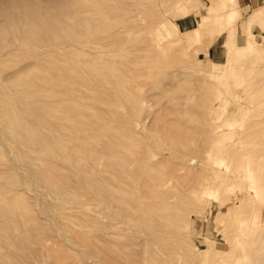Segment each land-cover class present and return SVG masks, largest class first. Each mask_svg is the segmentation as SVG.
Returning <instances> with one entry per match:
<instances>
[{
	"label": "rangeland",
	"instance_id": "rangeland-1",
	"mask_svg": "<svg viewBox=\"0 0 264 264\" xmlns=\"http://www.w3.org/2000/svg\"><path fill=\"white\" fill-rule=\"evenodd\" d=\"M2 1H6V2H4L6 4L1 5ZM7 1L9 2L8 4H7ZM17 1H19V2H16V0H15V4L17 5V3H19L18 6H19L20 10L18 9V6L13 4L14 3L13 0H12V2H11V0H0V11H1V8H3L5 5H8V6H6V8L10 7L12 5L11 9L8 8L6 11L5 10L6 8L4 7L5 9L4 8L3 9L5 10V12L3 11V9L0 12V14L3 12V15L2 16L0 15V23L2 22L1 26H0V35L2 34L0 36V51L2 52V54H0V56H1L0 58L2 59V63L0 62V64L3 65V66L0 65V91L1 92L4 91L3 93L6 94V96L4 98L5 101L9 100L10 105L13 107H16V109H15L16 111H14V117H13L14 119H16V120H14V123L16 124V122H17L19 124V122H21L20 124H22V126H27V127L26 128L24 127L26 129V131L24 130L25 134L22 132L19 135V133L16 132L17 129H11L9 127V125L7 124L8 121L6 120V118L4 119V116L0 113V128L3 127L2 129H0V161H3V162H0V194H1L0 195V209H1L0 210V217L3 216V217H1V220H0V222L2 224V227L0 224V232H1L0 234H2V235L4 234V236H5V237L2 236L3 239L0 236V260H1L0 263L1 264H6V263H8V264L9 263H11V264H41V262H42V264H46L43 254H44V252H46L48 250L45 251V249H50V251H51L53 249L51 247H55L56 249L61 248L62 250L68 252L72 256H77L76 253H78L77 257H79V255L81 257L80 260L77 258L78 261L80 263L85 262L84 264H86L87 262H88V264H92V263L93 264H105L107 261H109V264L110 263L111 264H116V263L117 264H123V263L128 264L130 262V260L132 262L130 264H174V263L175 264H261L263 262V256H264V251H263L264 250V192L262 195L263 199H262V201H260V203H258V202L254 203L253 200L251 202V200L248 199V196L246 195L245 191H242L240 189V192H239V189L236 187L237 186L236 182L240 183L239 180H237L236 176H238L239 172L242 171V169H245L246 167L251 168V165H252V169H254L255 171H258V172H254L255 176L256 177L261 176V182H260V178H256L254 176V174H251L250 179H244L243 183L248 184V185L256 184V186H258L259 188L261 186L264 188V144H262V143H264V137H263L264 136V132H263L264 131V116H263L264 115V58H263V56H264V40H263V37H264V0H236V2H238L237 6H234L233 2L228 1V0H188V1L187 0H88V2H87V0H78V1H76V0H22V2L24 1L23 4L27 3V1L28 2L30 1L31 5H33L32 4V1H33L34 6H35V10L33 9L34 7H32L29 3H27V4L31 6L32 10L27 4L23 5L20 0H17ZM80 1H81V3H80ZM35 3H36V5H38L40 7L38 8V6H36ZM222 3L226 4V6H228V8H226L227 10L235 9V11H234L235 16H237L236 20L230 26L231 27L233 26L232 29H234L232 53L234 56H236V59H238L237 61L239 64L236 62V59H234V61H231V65L228 67L225 66V64L228 60V58H227L228 55H227V48L224 46V43L227 39V33H223V35L219 34V31L221 30V28L226 23L225 18L221 17L225 13V8H223L224 6ZM20 4H21V6H20ZM51 4H52V7H51ZM75 4H77V6ZM81 4L84 5L85 7L82 6ZM13 5L15 8L16 7L17 8L14 9ZM106 5H107V7H106ZM109 5L111 6L112 13L110 11V8H108V7H110ZM112 5H114L115 7ZM24 6H25V8H24ZM26 6H27V8H26ZM68 6L70 7L69 9L67 8ZM76 7H79V8L76 9ZM23 8L25 11L23 10ZM42 8H44V10H46V11H43ZM62 8H63V10H61ZM106 8L109 10L107 11ZM161 8L163 10H161ZM209 8L214 9V11H215L214 16H216L218 18L217 19L213 18V19L208 21V28H207L206 34L202 37V39L200 41L198 40L196 42H188V39H187L188 35L186 34V31L196 28L198 26L199 20L203 16L207 15ZM64 9H66V11ZM79 9H81L84 12H81V10L79 11ZM10 10H13V11L16 10V11H14V12L11 11L12 12L11 13ZM30 10L32 11V13ZM37 10H38V12H37ZM94 10H96L97 13H95L96 11L94 12ZM187 10H190L188 15H186ZM22 11H24V12H22ZM39 11L44 12L43 15L41 14L42 17L44 16L43 18L40 17ZM62 11L65 13H63ZM77 11H79V12H77ZM105 11H106V13H105ZM162 11H164V12H162ZM26 12L27 13L29 12L30 15L25 14ZM61 12L64 15L60 14ZM74 12H75V14H74ZM17 13H18V18H14V19L18 20V28H17L16 21H15V23L12 22L13 21L12 14H15L14 16L17 17ZM66 13L69 15H67ZM90 13L92 16H93V14L95 16L91 17ZM136 13H139L140 15L136 14ZM36 14H38V15H36ZM48 14H49V16H48ZM56 14H58V15H56ZM81 14H83V16ZM121 14H124V15H121ZM127 14L130 17L126 16ZM133 14H134V16H133ZM4 15H5V17H4ZM31 15H33L32 18H30ZM34 15H36V17H38V18L40 17V19L42 18L41 19L42 21H40L38 18L36 19V17L34 18ZM110 15H112V16L115 15L116 17L118 16L117 17L118 20L115 17H110ZM20 16H21L22 21H21V19H19ZM59 16H60V18H59ZM67 16H69V18ZM87 16L89 17V19ZM107 16H108V18H107ZM3 17H4V19H3ZM7 17L10 18L11 20L8 19ZM86 17H87V19H86ZM90 17H91V19H90ZM120 17H122V18L119 19ZM74 18H75V20H73ZM98 18L101 21H99ZM154 18H157V19H154ZM250 18L253 19L252 20V27H250L248 32H247L245 30V25L250 22ZM7 19H8V21H7ZM80 19H81V21H80ZM103 19H105V20H103ZM122 19L124 22L121 21ZM3 20H6L8 23L6 22L7 23L6 24L5 21H3ZM33 20H36V21L33 22ZM95 20H96V23H95ZM107 20H108V22H106ZM46 21H48V23ZM104 21L106 23H104ZM118 21H120V22H118ZM31 22H32V25H34V27H32ZM55 22L58 25H56ZM60 22H62V23H60ZM65 22H66V24H65ZM148 22H151V23H148ZM84 23H85V26H84ZM102 23H104V25H106L108 23L107 24V27H108L107 30H109L112 26L115 27L117 25H120V23L121 24L125 23V24H127V27H128L127 29H129L131 31L127 32L126 34H123V33L121 35L118 34L119 36L117 35V36L111 38V37L107 36L106 33L102 31V29H100V27L104 26V25H102ZM153 23L154 24L156 23L155 27H153V25H152ZM2 24H5V25H2ZM40 24H42V25H40ZM43 24H45V25H43ZM61 24L62 25L64 24L65 27H64V25L62 26ZM59 25H61V26H59ZM68 25L70 26L71 29L75 25H77L78 29H80V30H78L76 26L73 29L74 30L77 29L78 32H82V33L84 32L83 33L84 35L80 34V33L78 35V33H76L77 30H75V31L72 30L73 32L70 30L71 32L69 33V30L67 29V28H69ZM72 25H73V27H72ZM97 25L100 27L98 28ZM137 25L138 26L141 25V27L138 28ZM52 26L54 28H52ZM130 26L131 27L133 26L132 29L130 28ZM136 26L138 28L137 30H136ZM144 26H145V29L143 28ZM93 27H95V28H93ZM81 28L83 30H86V32L83 31ZM2 29H3V31H2ZM36 29H38V30H36ZM53 29H55V30H53ZM164 29H165V31H164ZM10 31L12 33H10ZM63 31L64 32L66 31V32L64 33ZM208 32H210L209 35H208ZM17 33L19 35H17ZM39 33L41 34L40 35L41 39L39 38ZM88 33H90L91 35ZM95 33L97 34L96 36H95ZM98 33H102V34H100V37L98 36L99 35ZM10 34H12V35L15 34L17 36H15V35L11 36ZM113 35H116V32H114ZM128 35H129V37H128ZM246 35H249L250 38L248 36L246 37ZM8 36H9V38H8ZM46 36L47 37L49 36V37L47 38ZM103 36L104 37L106 36L108 38L105 37L106 38L105 39ZM123 36H125L124 39H123ZM143 36L146 38H144ZM148 36H150L151 39L148 38ZM214 36H216V37H214ZM87 37H90V38H87ZM91 37H93V38H91ZM3 38H4V40H3ZM66 38H68L69 41ZM100 38H102L103 41H106L105 42L106 45L104 42H100V43L99 42L98 43L92 42V41H95L96 39L98 40ZM117 38H119V40ZM142 38H144L145 41ZM248 38L253 40L257 44L260 43V45H259L260 47H257L259 49L257 52L258 56H256L257 54L255 55L253 53L250 54L248 52L244 53L243 51H239V50L244 49L243 47H245ZM7 39L10 40L9 42H11V45ZM17 39L20 40L22 44L20 43V41L18 42ZM44 39H47V40L44 41ZM55 39H57L58 41ZM89 39H91V40H89ZM108 39H109V41H108ZM125 39H126V41H125ZM185 39H187V40H185ZM54 40H55V42H54ZM141 40H143V43ZM42 41H44V42H42ZM1 42H2V44H4L6 42V44H4L2 46ZM13 42H15V43H13ZM30 43H32V44L29 45ZM40 43H42V44H40ZM14 44H16V47ZM261 44H263V45H261ZM165 45H166V47H165ZM3 47H5V49ZM138 47H141L143 49L145 48V53L141 52V54H140L139 50H141V48L139 49ZM235 47H238V49ZM8 48H10V50H8ZM16 48H18V49L16 50ZM130 48L133 51L134 50H136V51L132 53V51H130L131 50ZM149 48L152 49L151 50L152 52H150ZM154 48H156V49L154 50ZM3 49L5 50V52ZM11 49H13L14 51H11ZM27 50H30V51H27ZM168 50L170 53L168 52ZM197 50L199 52L196 53ZM235 50H237V51H235ZM23 51H25V52H23ZM95 51H97V53ZM200 51H201V53H200ZM7 52H9V53L7 54ZM10 52L12 54L14 52V54H16L18 56V59H16L17 56L15 57ZM33 52L35 54H33ZM49 52H50V54H48ZM92 52H93V54H92ZM148 52L151 53V56ZM167 52L169 55L167 54ZM237 52L238 53L240 52L239 57H238ZM19 53H21V54H19ZM99 53H102V54H99ZM123 53H125V54H123ZM254 53H256V52H254ZM9 55H10V57H9ZM19 55H21V57ZM45 55H47V56H45ZM50 55H53L59 61V63H57L58 64V72L60 69H61V72H59L60 74L59 73L58 74L60 76H63V78L65 77V80H67L65 83V82H63L64 80L60 76L58 78L59 80H57V81H55V79L53 78L50 81H48L50 84H48V83L46 84L48 87L45 85V88H44V89L47 88L46 90H48V88H49V90L51 89V92L55 89L54 90L55 92L53 91V93L55 94V97H54V100L51 99L50 97H48L51 99V101H50V99L46 98V101L48 103H45L46 101H44L43 99L41 102H43V105L47 104L44 106H50L51 105L48 108L52 107L51 109H53V110H54V106H55V108L58 107L56 109L60 108V111L57 110L58 112L57 111H52V112L54 114L60 113V115H62L60 117L57 114H55L58 118L60 117V120L56 119L57 118L56 116H55L56 118L54 119L53 113H52L53 117H52V114L49 116L50 120L48 118H46V116H45V120L43 118L44 123H42V124L43 125L45 124V126H48V125L51 127L54 126V127H52L53 130H51L49 126L48 127L50 130L48 129V127H43V125H42L43 129H42V127L40 125H38V123L40 124L41 122H43L42 117L40 118L38 115H36V117H35V115H33V117L31 118L32 114L30 111H28L29 110L28 109V105H29L28 103L31 99L25 98L22 95V93L20 92V90L16 89V87H14V86L9 87V85H11L12 81L18 80V77L25 78V76L31 75V73L36 70V69H32L31 66L33 64H35L36 62H39L40 60L43 61L45 58H48ZM104 56H105V58H104ZM120 56L122 57V59ZM145 56H147V57L144 58ZM11 57H14V58H11ZM131 57H133L134 62H132ZM138 57L141 60H139ZM257 57H259V60ZM160 58H163V59H160ZM226 58H227V60H226ZM239 58L241 60H239ZM14 59H16V60H14ZM104 59H108V60H104ZM154 59H155L156 64L158 62L160 63V64L159 63L157 64L159 67L157 69H156L157 66L154 63ZM112 60H113V62H112ZM124 60H126L128 62L130 61V64ZM135 60L137 61V64H136ZM143 60H144V62H143ZM146 60H147V62L148 61L149 62L147 63ZM152 60H153V62H152L153 66L151 65ZM180 60H183L185 63L183 61L181 62ZM256 60H257V63L259 65L256 63H255L256 65L254 64V62H256ZM89 61L91 64L89 63ZM96 61L98 62V65L96 64L97 63ZM104 61L108 62V64H107L108 66L106 65L107 62L104 63ZM173 61H174V63H173ZM175 61L178 64H176ZM196 61H198V62L200 61L198 63L199 65L197 64ZM239 61H242V62H239ZM3 62L4 63L7 62V64H8V62H11L12 64L9 63L7 65L6 63L4 64ZM77 62H79V63H77ZM102 62L104 64H100ZM110 62L113 63V65H110ZM123 62L125 63V65ZM142 62H143V64H142ZM145 62L149 68L146 65H144ZM163 62L164 63L166 62L165 65H163L164 64ZM14 63H15V65L13 66ZM121 63H123V64H121ZM63 64L66 66L63 67ZM70 64H71V66H70ZM175 64H176V67L174 66ZM240 64H242V65H240ZM67 65L69 67H72V68L74 66V70H77V71H74L75 74H74V72L72 74H74L75 76H78L77 78L74 75H71V77L72 76L74 77L72 80L71 77L69 78L70 74L65 75V73H67V71L65 70L68 67ZM99 65L103 66L101 68L102 71L100 70ZM200 65H201V67H200ZM115 66H118V67L115 68ZM125 66H128V67H125ZM130 66H131V68H130ZM134 66H135V68L138 67L137 70L134 68H133L134 70L132 69V67H134ZM164 66H165V68L167 66L168 67L165 69ZM2 67L6 68V69H3ZM79 67L83 71L85 69L88 70V68H89V71L86 72V70H85L83 72L80 69V71H79L80 73H79L78 72ZM75 68H77V69H75ZM94 68H96V70ZM143 68H144V71H146V72H143V70H142ZM150 68H152V69L154 68L153 71L151 69L152 72L150 71ZM93 69H94V71H93ZM110 69H112V70H110ZM164 69H165V71H164ZM23 70H25V71H23ZM90 70H92V71H90ZM98 70L100 73H98ZM105 70L109 75H107V73L104 72ZM123 70H125V71L122 72ZM140 70L142 71L143 74L142 73L137 74V72H139ZM160 70H162V72H160ZM163 71H164V74H163ZM76 72H77V74H76ZM102 72H104L105 74ZM114 72H116V73H114ZM119 72L122 73V74L120 73L121 76L119 75ZM127 72H128V74H126ZM155 72H156V76H158L156 79H159L160 82H159V80L157 81L154 78V77H156ZM211 72H212V75H211ZM21 73H23V74H21ZM24 73L27 75H24ZM51 73H52V71L50 70V72H48L47 74L50 75ZM94 73H96L97 75L100 74L101 76L100 75H98V76L94 75ZM101 73L104 76H102ZM113 73L116 76H114ZM5 74H7V75L5 76ZM144 74H146V75H144ZM17 75H18V77H17ZM82 75H84V76H82ZM90 75H91V77H90ZM162 75H163V78H162ZM99 76L103 77L102 81H100L101 78ZM106 76H107V79H108V76L109 77L112 76V77L109 78L107 81V79L105 78ZM126 76H127V78H126ZM159 76H161V77H159ZM164 76H165V78H164ZM50 77H52V75H50ZM113 78H115V79H113ZM241 78H243V79H241ZM105 79H106V81H105ZM122 79H123V81H122ZM134 79L137 81L135 82ZM145 79L147 81L149 80V83ZM229 79H230V81H229ZM74 80H75V82H73ZM88 80H89V82H88ZM95 80L96 81L99 80L100 84L98 82L96 83ZM115 80H116V82H115ZM118 80H120V81H118ZM204 80H205V82H204ZM240 80L242 83L240 82ZM54 81H55V83H53ZM59 81H62L63 83L61 82L62 83L61 84ZM68 81H70V82H68ZM84 81H85V86H83ZM109 81H111V84L115 83L116 85H119V92H118V86H116V85H114V87L117 90L115 92H114L115 88L112 90L113 84L112 85L109 84L110 83ZM140 81L144 82V84H142V86L140 85L142 83ZM167 81H168V83H167ZM71 82H73V83H71ZM80 82L82 85H80ZM119 82H120V84H119ZM123 82H124V84L127 83L128 88H126L127 87L126 84L124 86ZM138 83H139V85H136ZM145 83H148V84H145ZM173 83H175V84H173ZM207 83H208V85H207ZM237 83H239V84H237ZM107 84H108V86H107ZM65 85H66V87H65ZM103 85H105V86H103ZM145 85H146V87H145ZM154 85L156 88L154 87ZM171 85H174V86L176 85V86L175 87L173 86L174 87V89H173V87ZM49 86H51V87H49ZM60 86H61V88H60ZM63 86L65 87V89L67 88L65 90V92H63V90H60V89H64V88H62ZM68 86H69V88H68ZM78 86H80V87H78ZM81 86H83V87H81ZM129 86H131V87H129ZM137 86L140 89H138ZM233 86H234V88H233ZM235 86H237L239 88H237V87L235 88ZM110 87H112V88H110ZM147 87H149V88H147ZM159 87H161V89L163 91L161 89H159ZM177 87H178V89H176ZM56 88H58V89L60 88L59 91ZM106 88H108V89L110 88L109 90H111V91H109V90L107 91ZM135 88H137L136 91H135ZM142 88H144L142 91L144 93L141 94L139 92L142 90ZM128 89H130L131 91ZM133 89H134V92H133ZM153 89H154V91H153ZM168 89H170L169 90L170 92H168ZM150 90H152L153 92L151 93ZM159 90L161 92H159ZM71 91L73 92V95H72V93H70ZM57 92H58V96L56 97ZM120 92L125 97L120 95L121 94ZM130 92H132V93H130ZM162 92H163V94H162ZM116 93H118L119 95ZM133 93H134V96H133ZM135 94H136V96H135ZM138 94H141L143 99H140L141 96ZM150 94H152V95L154 94V95L152 96ZM165 94L166 95L168 94V95L166 97H164ZM107 95H108V97H107ZM158 95L160 97H157ZM117 96L119 97V99L122 96V98H121L122 100H124V98H125V100L128 99L129 102L125 101V100L122 102V100L121 99L119 100ZM67 97H68V99H66ZM70 97H72V98H70ZM115 97H117V98H115ZM237 97L243 98L244 101L246 102L245 104L247 106L245 105L243 107L242 106L239 107L240 105H238L237 101H236ZM63 98H65V99H63ZM106 98L107 99L109 98V99L106 100ZM135 98H137V100L138 99L139 100L137 101ZM148 98H149V100H148ZM157 98H158V101H157ZM160 98H162V99H160ZM69 99L71 100V102H69L70 101ZM170 99H172V100L170 101ZM113 100H115V101L113 102ZM131 100L133 101V103ZM140 100L142 101V103ZM162 100H164V101H162ZM166 100H169V102L168 101L166 102ZM31 101H30V103L33 104L34 101L33 100H31ZM64 101H66V102H64ZM134 101H137V102H134ZM12 102H13V105H12ZM39 102L40 101L38 100L37 103L40 105L41 102L40 103ZM119 102L120 103L122 102L121 103V105H123L122 107H121ZM1 103H3L2 100H0V104ZM58 103H59L60 107H59ZM123 103H125V104H123ZM259 103H261V104H259ZM4 104H1L0 106L2 107ZM126 104H127V107H126ZM82 105H84V106H82ZM74 107H75V109L73 110ZM118 107H120V108H118ZM67 108H68L69 112H66ZM23 109H24V111H23ZM80 109H81V112H78ZM119 109H121L123 111L121 112ZM87 110H89V111H87ZM128 110L130 111V113ZM74 111H75V113H73ZM0 112H1V110H0ZM65 112H66L67 118L65 117V115L63 116V114ZM76 112H78V114ZM88 112L90 114H88ZM71 113H73V114L71 115ZM81 113H83L84 119H83V115ZM24 114H27V116ZM85 114H87V115H85ZM256 114H257V117H255ZM24 116H26V118L29 117L30 119L28 118L26 120V118ZM70 116H71V118H70ZM216 116H218V117H216ZM50 117L53 118L54 122L51 120L52 118H50ZM63 117H64V120H63ZM37 118H38V121H37ZM31 119L32 120L34 119V120L31 121ZM46 119L49 120L50 122L52 121L51 123L57 124V127L54 124H52V125L49 123L47 124ZM81 119L84 121L88 120L87 121L88 124L86 123V121L84 123V121H82ZM102 119H104L105 121L104 120L102 121ZM29 120H30V123H28ZM39 120L41 122H39ZM66 120H68V121H66ZM12 121H13V119H12ZM80 121H81V123H80ZM91 121H92V123H91ZM3 122L6 125H3L2 124ZM33 122H35V123H33ZM95 122L96 123L99 122V123L96 124ZM233 122L237 125L234 124L235 126H233V129L230 131L224 129L226 132L229 131L230 134L228 135L229 136L228 139L225 140V145H223L221 148H219L214 143V140L217 137H219L222 133H217V130H215V128L217 126H221V125L226 124V123L227 124L228 123L233 124ZM78 123H79V125H78ZM90 123H91V125H89ZM30 125H31V127H30ZM32 125L34 128L32 127ZM58 125H61V127L63 126L62 129ZM65 125H66V127L70 126V127L75 128L76 131H78L77 128H79L81 126L79 128V131L84 128L83 129L84 132H83V130H81L82 133H80L78 131V133L81 135L82 134L85 135L86 133H89L91 131L90 128L92 127V130H93L92 132H95V133L99 132L100 135L95 134V136H96L95 138L97 140L96 139L92 140L94 138L93 133H90V138L88 136L89 134L88 135L86 134L88 139H87V137L85 138L84 135H83L84 138H82L83 136L79 135L76 131H73V133H71L68 130L69 134H67L66 133L67 130L65 129L66 127H64ZM96 125L99 126L100 130L98 129V126H96ZM5 126H7V127H5ZM94 126H95V128H94ZM241 126H243V127H241ZM36 127H37V130L35 129ZM55 127L58 128V130L55 129ZM129 127H131L130 129L133 130V132L134 131H136V132L133 133L129 129ZM8 128H9V131H8ZM31 128H33L32 131L36 133V134H34V137L36 136V138H39V139H41L42 136L44 137L43 138L44 140L42 139L43 140L42 143H44V145L40 146L39 142H35V143L32 142L29 146L25 145L26 134L31 131ZM38 128H39V130H38ZM45 128H46V130H45ZM63 128L65 131L63 130ZM102 128H103L105 133L101 134V132H103ZM164 128H165V131H164ZM88 129H90V131H87ZM107 129H109V130H107ZM94 130H96V131H94ZM247 130L249 131L248 134H247V132H248ZM260 130H261V132H260ZM85 131H87V132H85ZM251 131H252L253 135L250 134ZM74 132H75V134L79 135L78 138L76 137ZM124 132L128 133V134H124ZM226 132H224V133H226ZM244 132H245V137L243 136ZM262 132H263V134H262ZM109 133L112 135H110ZM131 133L133 134V136H131L132 135ZM259 133L261 134V136ZM44 134H46V135L44 136ZM105 134H109V135H106V137L108 136L107 138L105 136H103ZM117 134L119 135V137ZM122 134H124V135H122ZM136 134H138V135H136ZM139 134H142L141 138L138 137ZM47 135H50L53 138L52 139L49 136V138H51L49 141L52 140L51 142H53V140H54V143H55V139H57L56 140L57 146L54 147V143H52L53 146H50L51 143L47 140V139H49L47 137ZM254 135H256V136L254 137ZM8 136L10 139L8 138ZM21 136H22V139H21ZM53 136H55V138ZM70 136H72V137H70ZM45 137L47 139H45ZM74 137L77 139H75ZM99 137H100V139H99ZM130 137H132V139ZM133 137H135V138L133 139ZM101 138L103 139L104 144H102ZM118 138H120V140ZM139 138H140V140H138ZM249 138H251V140ZM176 139H178V140H176ZM230 139H231V141H230ZM79 140H81V141H79ZM131 140H132V142H131ZM249 140H250V142H249ZM255 140H256V143H255ZM21 141H23V142H21ZM87 141H88V144H87ZM107 141H109L110 144ZM121 141H124L123 144ZM234 141H235V143H234ZM11 142H13V143H11ZM135 142L137 145H139V147L136 145H132V143L135 144ZM36 143H38V144H36ZM42 143H40V144H42ZM98 143H100L101 145ZM64 144H66V146ZM105 144H107V146ZM128 144H130V145H128ZM9 145H12V147ZM81 145H82V147H81ZM96 146L99 147L100 149L99 148L97 149ZM104 146H106V149H108V150H105ZM111 146H113V147H111ZM126 146H128L130 149L127 148ZM133 146H136V147H133ZM49 147H50V149L56 148V147H60V148L53 150V151H57V152H49L48 150H46ZM70 147H72V148L70 149ZM91 147L92 148L94 147L93 148L94 150ZM37 148H39V149H37ZM80 148H82V150ZM83 148H85V149L83 150ZM103 148H104V150H103ZM138 148H140V149H138ZM91 149L93 151H91ZM119 149H121V150H119ZM135 149H136V152H138V153L135 152ZM182 149H184V150L182 151ZM35 150H37V151H35ZM59 150H60V154L62 157L59 154ZM30 151H31V153H30ZM33 151H34V153H33ZM38 151H40L41 154ZM89 152H91V153L93 152V153L91 154ZM98 152H99V154H98ZM116 152H117V154L115 156ZM208 152H210V153L208 154ZM77 153L82 158L78 157L76 155ZM100 153H103V155L101 156ZM105 153H108V154H105ZM186 153H187V155H186ZM35 154H36V156H35ZM38 154H40L42 156H40V155L38 156ZM66 154L69 156V158H68V156L66 158V156H65ZM97 154H98V156L99 155L100 156L97 157ZM118 154H120V155H118ZM127 154H129L130 156H128ZM72 155L74 157H72ZM87 155H88V157H85ZM104 155H107V156L105 157ZM111 155L113 158L111 157ZM49 156H50V158H49ZM90 156H91V158L96 157L97 162H95L96 158L94 159V162L91 158L89 159ZM131 156L133 158H130ZM135 156H137L138 158ZM207 156H209V157H207ZM230 156H232L233 159ZM109 157H111V159ZM116 157H120L121 160L120 159L118 160V158H116ZM217 157H222L225 160V162L224 163L221 162V164L226 169V173L220 174V175L218 174L216 176V173L213 170L214 169L213 168L214 167L213 166V159H215ZM77 158H79V159H77ZM83 158H85V159H83ZM242 158H244L245 160L244 159L242 160ZM246 158H248L250 160H247ZM35 159L36 160L38 159L37 161H39L41 159L40 163H43V164L42 165L39 164V162H37ZM51 159H52V161L50 162L49 160H51ZM58 159H59V161H60V159H62L60 164H57V163H59V161H57ZM132 159H133V161H132ZM134 159H137L136 160L138 162V163L136 162L137 164L135 163ZM206 159H207V163H204V162H206ZM7 160H8V162H7ZM75 160L76 161L78 160V161L76 162ZM116 160H118V161H116ZM84 161L86 163H82ZM112 161H114V162L112 163ZM48 162H50V163H48ZM55 162H56V164H55ZM91 162H93L94 164H91ZM104 162H106V163H104ZM109 162L111 164H113L114 167H113V165H112V167L109 166L110 165ZM125 162H126V164H125ZM228 162H231L233 165L231 163L228 164ZM244 162H245V164H244ZM249 162L251 163V165ZM44 163H45V165H44ZM47 163L48 164L52 163L51 164L52 167H51V165H48ZM72 163L73 164L75 163V164L73 165ZM96 163H97V165H96ZM201 163H203L202 166H201ZM208 163H209V165H208ZM88 164H89V168H88ZM90 164H91L92 168H91ZM116 164L119 166H115ZM138 164L142 165V167H140L141 170H140ZM86 165H87V167H86ZM205 165H207V166H205ZM41 166L43 168H41ZM54 166H55V168H53ZM105 166L107 167V169L104 168ZM239 166H241V167H239ZM48 167L52 171V173L50 172L49 176L47 175V173L45 171L46 168H48ZM75 167H76V169H75ZM82 167H84V168H82ZM233 167H234V169H233ZM101 168H103V172L101 171L102 170ZM112 168L115 169L117 172H118V168H119L117 178H115L113 176L117 172L114 173L115 170L113 171ZM61 169H62V171L64 170V173L62 172L59 174V171L61 172ZM96 169H97V171H96ZM136 169L137 170L139 169L140 171L139 170L137 171ZM235 169H237L239 172ZM54 170H56V171H54ZM65 170H66L67 176L69 175L70 178H69V176L68 177L66 176ZM69 170H71V171H69ZM72 170H74V171H72ZM105 170H107V171H105ZM134 170L139 172V173L135 172ZM53 171L56 172V175L53 174ZM92 171H93V173H91V174H93V176H89V175H91L89 173ZM109 171L111 174H109ZM112 171H113V173H112ZM122 171H123V173H121ZM43 172L48 176V178ZM72 172H75V173H72ZM94 172H97V173L99 172V173L96 174ZM105 172L107 175L105 174ZM200 172L202 174L201 180H200V174H199ZM234 172L235 173L237 172L238 174L236 173L237 174L236 175ZM69 173L74 174V176L72 175L73 176L72 177ZM86 173H88V174H86ZM120 173H121V175H119ZM140 173L141 174L143 173L142 178H141ZM61 174L64 175L65 177L63 176L64 177L63 178L61 176ZM103 174H105V175H103ZM122 174H123V176H122ZM126 174H128V175H126ZM138 174H140V175L138 176ZM57 175H59L63 179H60ZM83 175H85V178ZM99 175L103 176V177H100ZM198 175H199V177H198ZM50 176L51 177L53 176V177L51 178ZM78 176H79V178H78ZM80 176H82V177H80ZM93 177H97V178L94 179ZM106 177H109V179L110 178H112V179L109 181L108 178L106 179ZM203 177L206 179L202 180V179H204ZM80 178L83 179V180L81 179L82 180L81 185L79 182ZM126 178H127V180L124 182L123 180ZM84 179H86V180H84ZM92 179H94L93 180L94 182L92 181ZM116 179L118 181L120 180L119 184H118V182L116 183V181H117ZM255 179L257 180V183H256ZM67 180H69L71 183L70 182L67 183ZM127 182H128V184H127ZM98 183H99V185H98ZM160 183L162 186L160 185ZM14 184H16V185H14ZM104 184H105V186H103ZM112 184H113V186H112ZM82 185L85 187V189ZM127 185H129V186L127 187ZM122 186H123V188H122ZM124 186H126V187H124ZM115 187H116V189L113 190ZM90 188H92L93 191H91ZM127 188H131V189H127ZM86 189H87V191H85ZM108 189L110 190V192ZM118 189H120V190H118ZM150 189H152V190H150ZM15 190H16V192H15ZM89 190H90V192H89ZM127 190H130V192ZM114 191H116V193ZM118 191H119V193H118ZM141 191H144V192H141ZM223 191H225V192L223 193ZM84 192H85V194H83ZM92 192H93L94 196H93ZM102 192H104V193H102ZM153 192H156V193L152 194ZM234 192H236V193H234ZM120 193H122V194L119 195ZM13 194H14V196H13ZM88 194H90V197L88 196ZM109 194H111V195H109ZM124 194L126 196H123ZM129 194L130 195L132 194V196H130ZM177 194H178V196H177ZM233 194H234V196H233ZM10 195H12V196H10ZM104 195H107V196H104ZM158 195H161V196H158ZM208 195H212V196L216 195L217 198L216 199H210L209 198L210 196H208ZM95 196H96V198H95ZM112 196H114L113 198H115L116 200L114 199V201H113V198H111ZM184 197L186 198V200ZM10 198H15V199H10ZM93 199L96 200L97 202L94 201ZM105 199H107V200L105 201ZM135 199H136V203L135 202H133V203L129 202L130 200L135 201ZM153 200H154V202H151ZM238 200L241 201L242 203L238 202ZM17 201H20V202L17 203ZM115 201L117 204L115 203ZM236 201L238 203H240V206H241L240 207L241 211L239 212V210H238L236 212V213L240 214V215L237 214L238 216L236 214H235L236 216L234 215V213H235L234 210H236V208H237V207H235ZM172 202H173L174 206H173ZM248 202H249V204H248ZM114 203H115V206H114ZM122 203H124V204H122ZM159 203H161V205ZM243 203H245V204H243ZM250 203H252L251 206H250ZM20 204L24 205L29 210V212L25 215V218H24L25 213H23V212H22L23 214L21 217V214H20L21 211L19 209ZM117 205H118V207H117ZM170 205H172V206H170ZM252 205H254V206H252ZM155 206H157V207H155ZM7 207H9L10 211L8 210ZM127 207L128 208L131 207L129 209L132 212H130V210ZM168 207H170V208H168ZM207 207H210V208H207ZM119 208H120V210H119ZM157 208H158V210L159 209L165 210V212H167L168 215L170 214L172 217L173 216H175V217L172 218L169 215L171 217V220H173L170 222V224H171L170 228L167 230L164 229L165 231H163V229L159 227L160 229L158 231H155V233H153L154 237H156V240L154 242V246L152 247L150 245L148 247L146 245V243H144V242H145V240H149L148 238L146 239V236H148L151 232V230H150L151 223L148 221L147 218L144 217L145 216L144 213L148 212V211H155V210H157ZM7 210L9 211V213L11 215L8 214ZM17 210H19V211H17ZM256 210H257V212H254ZM173 211H174V213H173ZM231 211L233 212V214ZM251 211H253V213H255V215H253V220L256 218L254 220L255 225H257L259 223L258 226H256V229H253L254 227H252V226H250V228H249V225H248V224H250L249 223V219L251 218L250 216H252V215H250ZM5 212H7V213H5ZM126 212L129 214H127ZM117 213H118V216H117ZM241 213H243V214H241ZM19 214H20V216H19ZM28 214H29L30 218L32 219L31 223L33 221L32 224L31 223L27 224L28 221L30 222V219L27 216ZM177 214H178V216H177ZM6 215H8V217ZM60 216H62V217H60ZM155 216L157 217V215H155ZM225 216H227V218ZM229 216L231 217V219H229L230 218ZM4 217H5V219H4ZM19 217H21L22 219L20 218L17 220V218H19ZM26 217H28V219H27L28 221L25 224L24 222H25ZM186 218H188V219H186ZM64 219H67V220H64ZM19 220H21V221H19ZM68 220H69V222H68ZM4 221H6V222H4ZM7 221H8V224H6ZM16 221H18V222H16ZM119 221H120V223H119ZM135 222H136V224H135ZM9 223H12V225H9ZM16 223H18V225ZM228 223H230V224H228ZM235 223H237V225ZM134 224L136 226H134ZM79 225H81L83 228L79 227ZM138 225L140 228L138 227ZM230 225L233 227V229ZM9 226H11L12 228H10ZM16 226H18V227H16ZM69 226H71V227H69ZM73 226H76V227H73ZM84 226L86 227L85 230H87V231L84 230V228H85ZM65 227H67V229L69 227V229L67 230V229H65ZM3 228H4V230H3ZM91 228L93 229L92 231L90 230ZM11 229H12V232H8ZM75 229H76V231H75ZM79 229H81L83 232L81 230L80 231L82 233L80 231H78ZM1 230H3L5 233L7 232V234H9V236H10V234L11 235L13 234L12 237L11 236L9 237V239L11 238L10 242H8L9 241V239L7 238L8 236L6 237L7 234L3 233ZM63 230L67 231V233L65 232L63 234L62 233ZM69 230L70 231L72 230L71 235H69L70 233H68ZM133 230H134V232H133ZM94 231H99V232L95 233ZM253 231L255 232V234L253 233ZM85 232H88L86 234L87 235L86 237H87L88 241L91 242V244L94 243V241H97V242H95L96 245L102 244L100 246H101V248H104V250L100 249V257L102 254H105V255L102 256L100 261L96 262V261L91 260L90 257H88V255H86V253L83 251L84 247L80 245L81 244L80 240H79L80 238H79V236H77V234L85 235L84 234ZM75 233H76V235H75ZM114 233H115V235H114ZM108 234H110L111 236H109ZM164 234L168 236V239ZM45 235H48V238L45 237ZM237 235L239 236V238ZM74 236L77 239V244L74 242V241H76V240H74L75 239ZM93 236H96V237L94 239H92ZM44 237H45V239H43ZM65 237H66V239L67 238L68 239L66 240ZM102 237L104 238L103 239L104 241L106 239L105 242H103V240L101 239ZM206 237H208V239ZM236 237H237L238 241L236 240ZM240 237H241V239H240ZM5 238H7V239H5ZM53 238H54V243H51V242H53ZM69 238H71V239H69ZM113 238H115V239H113ZM47 239H49L50 241L52 240V241L50 242ZM56 239H57V241H56ZM58 239L60 241L62 240L64 242V244L66 243L67 245L66 244H65V246H64V244H62V246L57 245L58 242L60 243V241H58ZM108 239H110V240H108ZM2 240H4V241L7 240V241L1 242ZM100 240H102V241H100ZM113 240H116L114 242V246L112 245ZM235 240H236V242H235ZM42 241H45L46 244ZM67 241H68V243H67ZM109 241H111V242H109ZM150 241H152L151 238H150ZM55 242H57V243H55ZM42 243H44V244H42ZM49 243H51V244H49ZM106 243L108 245H106ZM121 243H123V245ZM55 244L57 245V247ZM44 245H46V247ZM49 245H52V246H49ZM98 245H97V247L100 248V246H98ZM41 246H44V247H41ZM47 246H49V248H47ZM70 246L73 247V249ZM107 246L109 249L107 248ZM63 247H64V249H63ZM76 248H78V249H76ZM114 250L117 253H115ZM180 250H181V252H180ZM85 251H86V249H85ZM107 251L112 252V253H109V255H108ZM118 251H119V253H118ZM37 253H38V255H35ZM40 255H41V257H40ZM111 255H113V257ZM72 256H71V258L66 259V261L68 263L71 260L77 261L76 257L75 258L73 257L75 259L74 260L72 258ZM156 256H157V258H156ZM107 257L110 260H108ZM115 257L117 258L116 261L113 260V258H115ZM43 258H44V260H43ZM33 259H34V261H33ZM41 260H43V261H41ZM118 260L119 261L121 260L120 261L121 263L118 262ZM3 261L4 262L7 261V262L2 263ZM113 261H114V263H113ZM69 264H71V263H69ZM77 264H79V263L77 262ZM106 264H108V262Z\"/></svg>",
	"mask_w": 264,
	"mask_h": 264
},
{
	"label": "bare ground",
	"instance_id": "bare-ground-1",
	"mask_svg": "<svg viewBox=\"0 0 264 264\" xmlns=\"http://www.w3.org/2000/svg\"><path fill=\"white\" fill-rule=\"evenodd\" d=\"M20 1L22 2V0H20ZM76 1H78V0H76ZM187 1H188V0H187ZM228 1H232L233 4H234V6H237V3H238V2H236V0H228ZM4 2H6V1H2V4H1V5L6 4V3H4ZM11 2H12V0H11ZM13 2H14L13 4L16 5V4H15V0H13ZM16 2H19V1L16 0ZM23 2H24V1H23ZM23 2H22V4H23ZM36 2H37V1H36ZM73 2H74V1H73ZM87 2H88V0H87ZM8 3H9V2L7 1V4H8ZM27 3H29V4L31 5V2H30V1H29V2L27 1ZM27 3H25V4H27ZM37 3H38V2H37ZM50 3H51V2H50ZM70 3H71V2H70ZM78 3H79V2H78ZM78 3H77V4H78ZM80 3H81V1H80ZM18 4H19V3H17L16 6H18ZM25 4H23V5H25ZM32 4H33V5H31V6L34 7L33 9L35 10V6H34V2H33V1H32ZM39 4H40V3H39ZM73 4H74V3H73ZM73 4H72V5H73ZM77 4H75V5L77 6ZM222 4H223V3H222ZM9 5H10V4H9ZM14 5H13V7H14ZM27 5H28V4H27ZM30 5H28V6L31 8ZM35 5H36V3H35ZM40 5H41V4H40ZM81 5H82V4H81ZM6 6H8V5H5L4 7L6 8ZM11 6H12V5H11ZM11 6H10V7H7L6 9H5L3 6H2V7L7 11L8 8H9V9L12 8ZM20 6H21V4H20ZM36 6H38V5H36ZM42 6H43V5H42ZM47 6H48V5H47ZM78 6H79V5H78ZM82 6H84V5H82ZM97 6H98V5H97ZM109 6H110V5H109ZM112 6H114V5H112ZM223 6H224L223 8H225V13H224L221 17H224V18H225L226 23H225V25L223 24L224 26H223V27L221 28V30L219 31V34L223 35V33H227V39H226V41H225V43H224V46L227 48V55H228V57H227L228 60H227V58H226V60H227L226 64H227V65L225 64V66L228 67V66L231 65V61H234V59H236V56H234L233 53H232V51H233V36H234V32H233V31H234V29H232L233 26L231 27L230 25L236 20L237 16H235V12H234L235 9L227 10L226 8H228V6H226V4H223ZM22 7H23V6H22ZM39 7H40V6H38V8H39ZM51 7H52V4H51ZM65 7H66V6H65ZM84 7H85V6H84ZM100 7H101V6H100ZM106 7H107V5H106ZM114 7H115V6H114ZM160 7H161V6H160ZM187 7H188V6H187ZM3 8H1V11H2ZM16 8H17V7H16ZM16 8L14 7V9H16ZM24 8H25V6H24ZM24 8H23V10H24ZM26 8H27V6H26ZM38 8H37V9H38ZM67 8L69 9L70 7L68 6ZM77 8H79V7H76V9H77ZM82 8H83V7H82ZM101 8H102V7H101ZM108 8H110V11H111V6L108 7ZM4 9H3V11L5 12ZM18 9H19V6H18ZM42 9H43V11H46V10H44V8H42ZM95 9H96V8H95ZM99 9H100V8H99ZM106 9H107V8H106ZM106 9H105V10H106ZM113 9H114V8H113ZM115 9H116V8H115ZM117 9H118V8H117ZM19 10H20V9H19ZM26 10H27V9H26ZM31 10H32V8H31ZM31 10H30V11H31ZM61 10H63V8H62ZM64 10L66 11V9H64ZM80 10H81V9H79V11H80ZM83 10H84V9H83ZM108 10H109V9H107V11H108ZM134 10H135V9H134ZM161 10H163V9L161 8ZM1 11H0V12H1ZM11 11L14 12V11H16V10H14V11H13V10H10V12H11ZM24 11H25V10H24ZM24 11H22V12H24ZM27 11H28V10H27ZM79 11H77V12H79ZM95 11H96V10H94V12H95ZM101 11H102V10H101ZM113 11H114V10H113ZM126 11H127V10H126ZM189 11H190V10H187V11H186V15H188ZM12 12H11V13H12ZM17 12H18V11H17ZM22 12H21V13H22ZM37 12H38V10H37ZM39 12H40V14H39L40 17H42L41 14L43 15L44 12H42V11H39ZM41 12H42V13H41ZM48 12H49V11H48ZM48 12H47V13H48ZM62 12H63V11H62ZM62 12H61L60 14H62ZM81 12H84V11L81 10ZM81 12H80V13H81ZM99 12H100V11H99ZM129 12H130V11H129ZM162 12H164V11H162ZM6 13H7V12H6ZM15 13H16V12H15ZM18 13H19V12H18ZM18 13H17V17L14 16L15 14H12V16H13V21H12V22L15 23V21H16L17 28H18V20H17V19H14V18H18ZM31 13H32V11H31ZM63 13H65V12H63ZM95 13H97V11H96ZM105 13H106V11H105ZM109 13H110V12H109ZM111 13H112V11H111ZM111 13H110V14H111ZM113 13H114V12H113ZM119 13H120V12H119ZM122 13H123V12H122ZM25 14L30 15L29 12H28V13L26 12ZM25 14H24V15H25ZM33 14H34V13H33ZM66 14H67V13H66ZM74 14H75V12H74ZM78 14H79V13H78ZM98 14H99V13H98ZM136 14H139V13H136ZM136 14H135V15H136ZM143 14H144V13H143ZM0 15L2 16V15H3V12H2ZM8 15H9V14H8ZM8 15H7V16H8ZM19 15H20V14H19ZM36 15H38V14H36ZM36 15H34V18L36 17ZM46 15H47V14H46ZM56 15H58V14H56ZM62 15H64V14H62ZM67 15H69V14H67ZM81 15L83 16V14H81ZM105 15H106V14H105ZM116 15H117V14H116ZM121 15H124V14H121ZM129 15H130V14H129ZM131 15H132V14H131ZM139 15H140V14H139ZM151 15H152V14H151ZM214 15H215V11H214V9H213V8H209L207 15L203 16V17L199 20V22H198V26H197L196 28H194V29H191V30L186 31V34L188 35V36L186 35V36H187V39H188V42H196V41H198V40L200 41V40L202 39V37L206 34V31H207V28H208V21L211 20V19H213V18H214V19H215V18H216V19L218 18V17H216V16H214ZM32 16H33V15H31L30 18H32ZM48 16H49V14H48ZM90 16H91V17H94L95 15L93 14V16H92L91 13H90ZM102 16H103V15H102ZM126 16H128V14H127ZM133 16H134V14H133ZM133 16H132V17H133ZM137 16H138V15H137ZM147 16H148V15H147ZM193 16H194V15H193ZM198 16H199V15H198ZM4 17H5V15H4ZM4 17H3V19H4ZM28 17H29V16H28ZM40 17H39V18L36 17V19L38 18L40 21H42L41 19H42L44 16H43L41 19H40ZM55 17H56V16H55ZM67 17L69 18V16H67ZM80 17H81V16H80ZM87 17H88V16H87ZM87 17H86V19H87ZM91 17H90V19H91ZM110 17H115V18L117 19L118 16L116 17L115 15H114V16L110 15ZM128 17H130V16H128ZM132 17H131V18H132ZM158 17H159V16H158ZM1 18H2V17H1ZM7 18H8V17H7ZM59 18H60V16H59ZM96 18H97V17H96ZM107 18H108V16H107ZM107 18H106V19H107ZM121 18H122V17H120L119 19H121ZM141 18H142V17H141ZM5 19H6V18H5ZM8 19H10V18H8ZM8 19H7V21H8ZM19 19H21V16H20ZM28 19H29V18H28ZM55 19H56V18H55ZM55 19H54V20H55ZM82 19H83V18H82ZM88 19H89V17H88ZM98 19H99V18H98ZM129 19H130V18H129ZM142 19H143V18H142ZM154 19H157V18H154ZM10 20H11V19H10ZM43 20H44V19H43ZM57 20H58V19H57ZM61 20H62V19H61ZM73 20H75V18H74ZM73 20H72V21H73ZM96 20H97V19H96ZM96 20H95V23H96ZM103 20H105V19H103ZM108 20H109V19H108ZM108 20H107L106 22H108ZM117 20H118V19H117ZM127 20H128V19H127ZM127 20H126V21H127ZM252 20H253V19L250 18V22L247 23V24L245 25V30H246L247 32H248L249 28L252 27ZM1 21H2V20H1ZM3 21H5V23L7 22L6 20H3ZM21 21H22V19H21ZM34 21H36V20H33V22H34ZM40 21H39V22H40ZM55 21H56V20H55ZM63 21H64V20H63ZM65 21H66V20H65ZM80 21H81V19H80ZM91 21H92V20H91ZM99 21H101V20L99 19ZM121 21H123V19H122ZM145 21H146V20H145ZM46 22L48 23V21H46ZM56 22H57V21H56ZM56 22H55V23H56ZM70 22H71V21H70ZM75 22H76V21H75ZM87 22H88V21H87ZM92 22H93V21H92ZM106 22L104 21V23H106ZM113 22H114V21H113ZM118 22H120V21H118ZM123 22H124V21H123ZM138 22H139V21H138ZM195 22H196V21H195ZM1 23H2V22H1ZM1 23H0V26H1ZM7 23H8V22H7ZM7 23H6V24H7ZM19 23H20V22H19ZM55 23H54V24H55ZM60 23H62V22H60ZM85 23H86V22H85ZM85 23H84V26H85ZM104 23H102V25H104ZM148 23H151V22H148ZM38 24H39V23H38ZM65 24H66V22H65ZM68 24H69V23H68ZM100 24H101V23H100ZM107 24H108V23H107ZM107 24L104 25V26L101 25L102 27H100V26H98V25H97V26H98V28L100 27V29H102V31L105 32L106 35L109 36V37H111V38L117 36L118 34H120V35H121L122 33H123V34H126L127 32L131 31V30L127 29L128 27H127V24H125V23H124V24H121V23H120V25H117V26H115V27L112 26L109 30H107V28H108V27H107ZM117 24H118V23H117ZM145 24H146V23H145ZM155 24H156V23H155ZM155 24H154V23L152 24L153 27H155ZM2 25H5V24H2ZM23 25H24V24H23ZM31 25H32V22H31ZM40 25H42V24H40ZM43 25H45V24H43ZM56 25H58V24L56 23ZM61 25H62V24H61ZM61 25H59V26H61ZM63 25H64V24H63ZM63 25H62V26H63ZM73 25H74V24H73ZM73 25H72V27H73ZM115 25H116V24H115ZM138 25H139V24H138ZM138 25H137V26H138ZM180 25H181V24H180ZM53 26H54V25H53ZM53 26H52V28H54ZM66 26H67V25H66ZM68 26H69V25H68ZM75 26L77 27V25H75ZM75 26H74L73 28H75ZM82 26H83V25H82ZM137 26H136V30H137L139 27H141V25L138 26V28H137ZM150 26H151V25H150ZM2 27H3V26H2ZM13 27H14V26H13ZM19 27H20V26H19ZM32 27H34V25H32ZM64 27H65V25H64ZM132 27H133V26H132ZM132 27L130 26L131 29H132ZM147 27H148V26H147ZM6 28H7V27H6ZM20 28H21V27H20ZM20 28H19V29H20ZM26 28H27V27H26ZM60 28H61V27H60ZM73 28L71 29L70 26H69V28H67V29L69 30V33H70L72 30L75 31V30L78 29V27H77V29H75V30H74ZM93 28H95V27H93ZM143 28L145 29V26H144ZM3 29H4V28H3ZM3 29H2V31H3ZM7 29H8V28H7ZM55 29H56V28H55ZM55 29H53V30H55ZM61 29H62V28H61ZM61 29H60V30H61ZM81 29H82V28H81ZM20 30H21V29H20ZM36 30H38V29H36ZM53 30H52V31H53ZM58 30H59V29H58ZM64 30H65V29H64ZM70 30H71V31H70ZM78 30H80V29H78ZM78 30H77V32H76V33H78V35H79V33H80V34H83V33H84V32H83V33H82V32H78ZM82 30H83V29H82ZM12 31H13V30H12ZM33 31H34V30H33ZM42 31H43V30H42ZM61 31H62V30H61ZM61 31H60V32H61ZM73 31H72V32H73ZM83 31L86 32V30H83ZM134 31H135V30H134ZM164 31H165V29H164ZM35 32H36V31H35ZM35 32H34V33H35ZM37 32H38V31H37ZM63 32H64V31H63ZM63 32H62V33H63ZM65 32H66V31H65ZM65 32H64V33H65ZM98 32H99V31H98ZM114 32H116V35H113ZM135 32H136V31H135ZM10 33H12V32L10 31ZM18 33H19V32H18ZM18 33H17V35H19ZM182 33H183V32H182ZM209 33H210V32H208V35H209ZM15 34H16V33H15ZM15 34H14V35H15ZM31 34H32V33H31ZM42 34H43V33H42ZM88 34H90V33H88ZM98 34H99L98 36L100 37V34H102V33H98ZM150 34H151V33H150ZM174 34H175V33H174ZM213 34H214V33H213ZM215 34H216V33H215ZM219 34H218V35H219ZM249 34H250V33H249ZM1 35H2V34H1ZM1 35H0V36H1ZM10 35H11V36H14V35H12V34H10ZM17 35H15V36H17ZM40 35H41V34L39 33V38L41 39V36H40ZM43 35H44V34H43ZM67 35H68V34H67ZM69 35H70V34H69ZM83 35H84V34H83ZM86 35H87V34H86ZM90 35H91V34H90ZM96 35H97V34L95 33V36H96ZM11 36H10V37H11ZM20 36H21V35H20ZM44 36H45V35H44ZM80 36H81V35H80ZM118 36H119V35H118ZM150 36H151V35H150ZM150 36H148V38H150ZM247 36L249 37V35H246V37H247ZM2 37H3V36H2ZM6 37H7V36H6ZM31 37H32V36H31ZM33 37H34V36H33ZM36 37H37V36H36ZM46 37H47V36H46ZM46 37H45V38H46ZM48 37H49V36H48ZM48 37H47V38H48ZM50 37H51V36H50ZM52 37H53V36H52ZM103 37H104V36H103ZM105 37H106V36H105ZM105 37H104V38H105ZM124 37H125V36H123V39H124ZM128 37H129V35H128ZM143 37H144V36H143ZM214 37H216V36H214ZM4 38H5V37H4ZM4 38H3V40H4ZM8 38H9V36H8ZM26 38H27V37H26ZM53 38H54V37H53ZM58 38H59V37H58ZM77 38H78V37H77ZM81 38H82V37H81ZM87 38H90V37H87ZM91 38H93V37H91ZM106 38H108V37H106ZM106 38H105V39H106ZM121 38H122V37H121ZM144 38H146V37H144ZM144 38H142V39L144 40ZM217 38H218V37H217ZM249 38H250V37H249ZM249 38L247 39V42L245 41V42H246V45H245V47H243L244 49H243V50H239V51H243L244 53H245V52H246V53L248 52V53H250V54L253 53V54L256 55L257 52H258V50H259L257 47H260V46H259L260 43L257 44L256 42H254L253 40H251V39H249ZM11 39H12V38H11ZM22 39H23V38H22ZM33 39H34V38H33ZM35 39H36V38H35ZM60 39H61V38H60ZM66 39L68 40V38H66ZM117 39L119 40V38H117ZM150 39H151V38H150ZM169 39H170V38H169ZM187 39H185V40H187ZM7 40H8V39H7ZM17 40H18V39H17ZM31 40H32V39H31ZM45 40H47V39H44V41H45ZM52 40H53V39H52ZM55 40H57V39H55ZM55 40H54V42H55ZM71 40H72V39H71ZM81 40H82V39H81ZM89 40H91V39H89ZM118 40H117V41H118ZM143 40H141L142 43H143ZM171 40H172V39H171ZM215 40H216V39H215ZM263 40H264V37H263ZM9 41H10V40H8V42H9ZM14 41H15V40H14ZM19 41H20V40H18V42H19ZM44 41H42V42H44ZM57 41H58V40H57ZM68 41H69V40H68ZM108 41H109V39H108ZM114 41H115V40H114ZM125 41H126V39H125ZM144 41H145V40H144ZM212 41H213V40H212ZM23 42H24V41H23ZM40 42H41V41H40ZM73 42H74V41H73ZM82 42H83V41H82ZM92 42H94V43L104 42V43H105L106 41H103V39L100 38V39H98V40L96 39L95 41H92ZM118 42H119V41H118ZM122 42H123V41H122ZM132 42H133V41H132ZM209 42H210V41H209ZM9 43H10V45H11V42H9ZM13 43H15V42H13ZM20 43H21V41H20ZM120 43H121V42H120ZM140 43H141V42H140ZM144 43H145V42H144ZM174 43H175V42H174ZM184 43H185V42H184ZM186 43H187V42H186ZM1 44H2V42H1ZM4 44H6V42H5ZM4 44H2V46H3ZM21 44H22V43H21ZM25 44H26V43H25ZM31 44H32V43H30L29 45H31ZM40 44H42V43H40ZM64 44H65V43H64ZM83 44H84V43H83ZM111 44H112V43H111ZM114 44H115V43H114ZM14 45H15V47H16V44H14ZM14 45H13V46H14ZM26 45H27V44H26ZM33 45H34V44H33ZM105 45H106V43H105ZM140 45H141V44H140ZM261 45H263V44H261ZM128 46H129V45H128ZM128 46H127V47H128ZM6 47H7V46H6ZM9 47H10V46H9ZM11 47H12V46H11ZM30 47H31V46H30ZM117 47H118V46H117ZM146 47H147V46H146ZM163 47H164V46H163ZM165 47H166V45H165ZM169 47H170V46H169ZM174 47H175V46H174ZM3 48L5 49V47H3ZM138 48L140 49L141 47H138ZM235 48L238 49V47H235ZM241 48H242V47H241ZM241 48H240V49H241ZM1 49H2V48H1ZM4 49H3V50H4ZM17 49H18V48H16V50H17ZM82 49H83V48H82ZM128 49H129V48H128ZM130 49H131V48H130ZM133 49H134V48H133ZM142 49H143V48H141V50H139V51H140V54H141V52L145 53V48L143 49L144 51H143ZM155 49H156V48H154V50H155ZM164 49H165V48H164ZM8 50H10V48H8ZM19 50H20V49H19ZM42 50H43V49H42ZM50 50H51V49H50ZM149 50H150V52H152V51H151L152 49L149 48ZM176 50H177V49H176ZM207 50H208V49H207ZM11 51H14V50L11 49ZM20 51H21V50H20ZM27 51H30V50H27ZM35 51H36V50H35ZM130 51H132V53H133V52H135L136 50L133 51V50L131 49ZM159 51H160V50H159ZM235 51H237V50H235ZM0 52H1V51H0ZM4 52H5V50H4ZM23 52H25V51H23ZM31 52H32V51H31ZM43 52H44V51H43ZM95 52L97 53V51H95ZM95 52H94V53H95ZM155 52H156V51H155ZM165 52H166V51H165ZM168 52H169V50H168ZM168 52H167V54H168ZM197 52H199V51L197 50L196 53H197ZM206 52H207V51H206ZM254 52H256V53H254ZM259 52H260V51H259ZM8 53H9V52H7V54H8ZM10 53H11V52H10ZM44 53H45V52H44ZM51 53H52V52H51ZM115 53H116V52H115ZM130 53H131V52H130ZM148 53H149V52H148ZM169 53H170V52H169ZM200 53H201V51H200ZM237 53H238V52H237ZM239 53H240V52H239ZM239 53H238V57H239ZM0 54H2V52H1ZM4 54H5V53H4ZM11 54H12V53H11ZM19 54H21V53H19ZM33 54H35V53L33 52ZM46 54H47V53H46ZM48 54H50V52H49ZM48 54H47V55H48ZM86 54H87V53H86ZM92 54H93V52H92ZM99 54H102V53H99ZM118 54H119V53H118ZM118 54H117V55H118ZM123 54H125V53H123ZM137 54H138V53H137ZM149 54H150V56H151V53H149ZM155 54H156V53H155ZM206 54H207V53H206ZM253 54H252V55H253ZM12 55H14L15 57L17 56L16 54H14V52H13ZM22 55H23V54H22ZM31 55H32V54H31ZM47 55H45V56H47ZM89 55H90V54H89ZM133 55H134V54H133ZM133 55H132V56H133ZM135 55H136V54H135ZM144 55H145V54H144ZM146 55H147V54H146ZM168 55H169V54H168ZM235 55H236V54H235ZM255 55H254V56H255ZM262 55H263V54H262ZM6 56H7V55H6ZM19 56L21 57V55H19ZM38 56H39V55H38ZM79 56H80V55H79ZM90 56H91V55H90ZM147 56H148V55H147ZM147 56H145L144 58H146ZM160 56H161V55H160ZM242 56H243V55H242ZM256 56H258V54H257ZM0 57H1V56H0ZM7 57H8V56H7ZM9 57H10V55H9ZM57 57H58V56H57ZM62 57H63V56H62ZM69 57H70V56H69ZM120 57H121V56H120ZM135 57H136V56H135ZM170 57H171V56H170ZM243 57H244V56H243ZM5 58H6V57H5ZM11 58H14V57H11ZM11 58H10V59H11ZM41 58H42V57H41ZM44 58H45V57H44ZM58 58H59V57H58ZM91 58H92V57H91ZM104 58H105V56H104ZM106 58H107V57H106ZM116 58H117V57H116ZM124 58H125V57H124ZM131 58H132V62H134V61H133V57H131ZM153 58H154V57H153ZM183 58H184V57H183ZM245 58H246V57H245ZM257 58H258V60H259V57H257ZM263 58H264V56H263ZM16 59H18V56H17ZM16 59H14V60H16ZM60 59H61V58H60ZM72 59H73V58H72ZM98 59H99V58H98ZM121 59H122V57H121ZM135 59H136V58H135ZM138 59L141 60L139 57H138ZM160 59H163V58H160ZM181 59H182V58H181ZM217 59H218V58H217ZM242 59H243V58H242ZM0 60H1L0 62L2 63V59H1V58H0ZM5 60H6V59H5ZM61 60H62V59H61ZM61 60H60V61H61ZM77 60H78V59H77ZM84 60H85V59H84ZM94 60H95V59H94ZM104 60H108V59H104ZM109 60H110V59H109ZM114 60H115V59H114ZM128 60H129V59H128ZM171 60H172V59H171ZM174 60H175V59H174ZM237 60H238V59H236V62L238 63ZM239 60H241V59L239 58ZM246 60H247V59H246ZM3 61H4V60H3ZM7 61H8V60H7ZM38 61H39V60H38ZM62 61H63V60H62ZM79 61H80V60H79ZM90 61H91V60H90ZM90 61H89V63H90ZM92 61H93V60H92ZM97 61H98V60H97ZM97 61H96V62H97ZM119 61H120V60H119ZM124 61H126V60H124ZM135 61H136V60H135ZM180 61L182 62L183 60H180ZM96 62H95V63H96ZM99 62H100V61H99ZM106 62H107V61H104V63H106ZM112 62H113V60H112ZM115 62H116V61H115ZM126 62L130 64V61H129V62L126 61ZM143 62H144V60H143ZM143 62H142V64H143ZM146 62H147V60H146ZM146 62L144 63V65H146ZM148 62H149V61H148ZM148 62H147V63H148ZM152 62H153V60L151 61V65H152ZM183 62H184V61H183ZM196 62H197V64H198L200 61H199V62L196 61ZM239 62H242V61H239ZM246 62H247V61H246ZM261 62H262V61H261ZM3 63H4V62H3ZM5 63L7 64V62H5ZM5 63H4V64H5ZM9 63H11V62H8V64H9ZM57 63H59V61H58L53 55H50L48 58H45L43 61L40 60L39 62H36L35 64H33V65L31 66L32 69H36L35 71H33V72L31 73V75H27V74L24 73V75H27V76H25V78H20V77H18V75H17L18 80H16V81H15V80L12 81V82H11V85H9V87H10V86H14V87H16V89H19L20 92L22 93V95H23L25 98H27V99H31V100L34 101L33 104L30 103L31 100H30L29 103H28V104H29V105H28V109H29V110H28V109H27V110L31 112V114H32V115H31V118L33 117V115H35V117H36V115H38L40 118L42 117V121H43V118H44V120H45V116H46V118L49 119V116L53 113L52 111H57V110L60 111V108H59V109H56V108H58V107L55 108V106H54V110H53V109H51L52 107H51V108H48V107L51 106L50 104H49L50 106H44V105H47V104H44V105H43V102H41L42 99H43L44 101H46V98H48V97H50L51 99L54 100L55 94L53 93V91H54L55 89H54V90L52 89L53 91L51 92V89L49 90V88H48V90H46L47 88H46V89H44V88H45V85H46L47 83L50 84L48 81H50L51 79L54 78L55 81L59 80V79H58L59 76H60V75H59V74H60L59 72H61V69H60L59 72H58V64H57ZM77 63H79V62H77ZM93 63H94V62H93ZM93 63H92V64H93ZM104 63L102 62V63H100V64H104ZM123 63H124V62H123ZM123 63H121V64H123ZM154 63H155V59H154ZM158 63H159V62H158ZM158 63H157V64H158ZM163 63H164V62H163ZM165 63H166V62H165ZM165 63H164L163 65H165ZM173 63H174V61H173ZM175 63H176V61H175ZM184 63H185V62H184ZM244 63H245V62H244ZM255 63L258 64V63H257V60H256V62H254V64H255ZM8 64H7V65H8ZM11 64H12V63H11ZM61 64H62V63H61ZM64 64H65V63H64ZM64 64H63V67L66 66V65H64ZM74 64H75V63H74ZM84 64H85V63H84ZM90 64H91V63H90ZM96 64L98 65V62H97ZM107 64H108V62L106 63V65H107ZM136 64H137V61H136ZM155 64H156V63H155ZM157 64H156V66H157L156 69L159 68ZM159 64H160V63H159ZM176 64H178V63H176ZM176 64L174 65L175 67H176ZM238 64H239V63H238ZM254 64H253V65H254ZM256 64H255V65H256ZM0 65H1V64H0ZM14 65H15V63L13 64V66H14ZM68 65H69V64H68ZM68 65H67V66H68ZM86 65H87V64H86ZM94 65H95V64H94ZM110 65H113V63L110 62ZM119 65H120V64H119ZM124 65H125V63H124ZM127 65H128V64H127ZM179 65H180V64H179ZM198 65H199V64H198ZM208 65H209V64H208ZM240 65H242V64H240ZM258 65H259V64H258ZM258 65H257V66H258ZM1 66H3V65H1ZM4 66H5V65H4ZM10 66H11V65H10ZM70 66H71V64H70ZM78 66H79V65H78ZM92 66H93V65H92ZM107 66H108V65H107ZM140 66H141V65H140ZM146 66H147V65H146ZM152 66H153V65H152ZM68 67H69V66H68ZM68 67H67V68H68ZM85 67H86V66H85ZM87 67H88V66H87ZM102 67H103L102 65H101V66L99 65L100 70H101ZM116 67H118V66H115V68H116ZM119 67H120V66H119ZM125 67H128V66H125ZM141 67H142V66H141ZM147 67H148V66H147ZM167 67H168V66H167ZM167 67H166V68H167ZM200 67H201V65H200ZM2 68H3V69H6V68H4V67H2ZM26 68H27V67H26ZM67 68L65 69V70L67 71V73H65V75L70 74V75H69V78H70L71 75H74V74H75L74 71H77V70H74V66H73V68H72V67H69L68 69H67ZM83 68H84V67H83ZM99 68H98V69H99ZM115 68H114V69H115ZM121 68H122V67H121ZM130 68H131V66H130ZM133 68L137 70L138 67L135 68V66H134V67H132V69H133ZM148 68H149V67H148ZM164 68H165V66H164ZM166 68H165V69H166ZM229 68H230V67H229ZM8 69H9V68H8ZM10 69H11V68H10ZM22 69H23V68H22ZM22 69H21V70H22ZM75 69H77V68H75ZM78 69H79V70H78V72H79L81 68L79 67ZM91 69H92V68H91ZM94 69L96 70V68H94ZM94 69H93V71H94ZM119 69H120V68H119ZM134 69H133V70H134ZM146 69H147V68H146ZM151 69H152V68H150V71H151ZM153 69H154V68H153ZM153 69H152V71H153ZM165 69H164V71H165ZM254 69H255V68H254ZM30 70H31V69H30ZM50 70L52 71V73L50 74V75H52V77H50V75L47 74L48 72H50ZM81 70H82V69H81ZM85 70H86V69H85ZM85 70H84V71H85ZM110 70H112V69H110ZM138 70H139V69H138ZM142 70H143V72H146V71H144V68H143ZM23 71H25V70H23ZM23 71H22V72H23ZM63 71H64V70H63ZM82 71H83V70H82ZM82 71H81V72H82ZM84 71H83V72H84ZM88 71H89V68H88V70H86V72H88ZM90 71H92V70H90ZM101 71H102V70H101ZM120 71H121V70H120ZM124 71H125V70H123L122 72H124ZM140 71H141V70H140ZM140 71L137 72V74H138V73H139V74L142 73V71H141V72H140ZM152 71H151V72H152ZM164 71H163V74H164ZM73 72H74V74H72ZM83 72H82V73H83ZM86 72H85V73H86ZM96 72H97V71H96ZM104 72H106V70H105ZM104 72H102V73H104ZM108 72H109V71H108ZM112 72H113V71H112ZM112 72H111V73H112ZM133 72H134V71H133ZM158 72H159V71H158ZM160 72H162V70H160ZM166 72H167V71H166ZM171 72H172V71H171ZM177 72H178V71H177ZM209 72H210V71H209ZM228 72H229V71H228ZM252 72H253V71H252ZM4 73H5V72H4ZM58 73H59V74H58ZM79 73H80V72H79ZM98 73H100L99 70H98ZM102 73H101V74H102ZM106 73H107V72H106ZM114 73H116V72H114ZM114 73H113V75L116 76ZM120 73H121V72H119V75H120ZM168 73H169V72H168ZM21 74H23V73H21ZM29 74H30V73H29ZM76 74H77V72H76ZM83 74H84V73H83ZM91 74H92V73H91ZM104 74H105V73H104ZM121 74H122V73H121ZM126 74H128V72H127ZM134 74H135V73H134ZM142 74H143V73H142ZM182 74H183V73H182ZM245 74H246V73H245ZM261 74H262V73H261ZM6 75H7V74H5V76H6ZM14 75H15V74H14ZM62 75H63V74H62ZM84 75H85V74H84ZM84 75H82V76H84ZM94 75H97V74L94 73ZM98 75H100V74H98ZM98 75H97V76H98ZM107 75H109V74L107 73ZM110 75H111V74H110ZM144 75H146V74H144ZM166 75H167V74H166ZM172 75H173V74H172ZM172 75H171V76H172ZM178 75H179V74H178ZM211 75H212V72H211ZM3 76H4V75H3ZM5 76H4V77H5ZM19 76H20V75H19ZM74 76H75V75H74ZM100 76H101V75H100ZM100 76H99V77H100ZM102 76H104V75L102 74ZM114 76H113V77H114ZM120 76H121V75H120ZM122 76H123V75H122ZM142 76H143V75H142ZM155 76H156V72H155ZM234 76H235V75H234ZM1 77H2V76H1ZM7 77H8V76H7ZM60 77L64 80L63 82L66 83L67 80H65V77H64V78H63V76H60ZM75 77L77 78L78 76H75ZM90 77H91V75H90ZM111 77H112V76H111ZM111 77L108 76V79L111 78ZM130 77H131V76H130ZM157 77H158V76H156V77H154V78L156 79ZM159 77H161V76H159ZM206 77H207V76H206ZM73 78H74V77L72 76L71 79L73 80ZM76 78H75V79H76ZM82 78H83V77H82ZM82 78H81V79H82ZM95 78H96V77H95ZM100 78H101V80H100L99 78H98V79H99L100 81H102V80H103V77H100ZM105 78L107 79V76H106ZM122 78H123V77H122ZM126 78H127V76H126ZM154 78H153V79H154ZM162 78H163V75H162ZM164 78H165V76H164ZM234 78H235V77H234ZM7 79H8V78H7ZM66 79H67V78H66ZM106 79H105V81H106ZM108 79H107V81H108ZM113 79H115V78H113ZM172 79H173V78H172ZM209 79H210V78H209ZM241 79H243V78H241ZM93 80H94V79H93ZM99 80H98V81L95 80L96 83H97V82L99 83ZM111 80H112V79H111ZM145 80H146V79H145ZM145 80H144V81H145ZM156 80L158 81L159 79H156ZM5 81H6V80H5ZM52 81H53V80H52ZM55 81H54L53 83H55ZM76 81H77V80H76ZM118 81H120V80H118ZM122 81H123V79H122ZM125 81H126V80H125ZM134 81L136 82L137 80L134 79ZM146 81H147V80H146ZM229 81H230V79H229ZM231 81H232V80H231ZM242 81H243V80H242ZM59 82L61 83L62 81H59ZM59 82H58V83H59ZM63 82H62V83H63ZM68 82H70V81H68ZM68 82H67V83H68ZM73 82H75V80H74ZM73 82H71V83H73ZM77 82H78V81H77ZM86 82H87V81H86ZM88 82H89V80H88ZM88 82H87V83H88ZM109 82H110L109 84H111V81H109ZM115 82H116V80H115ZM131 82H132V81H131ZM135 82H134V83H135ZM140 82H142V83L140 84V85L142 86V84H144V82H143V81H140ZM147 82L149 83V80H148ZM155 82H156V81H155ZM159 82H160V80H159ZM204 82H205V80H204ZM240 82H241V80H240ZM62 83H61V84H62ZM78 83H79V82H78ZM101 83H102V82H101ZM148 83H145V84H148ZM152 83H153V82H152ZM162 83H163V82H162ZM167 83H168V81H167ZM241 83H242V82H241ZM9 84H10V83H9ZM75 84H76V83H75ZM99 84H100V83H99ZM103 84H104V83H103ZM112 84H113V83H112ZM112 84H111V85H112ZM119 84H120V82H119ZM123 84H124V82H123ZM125 84H126V86H127V83H125ZM125 84H124V86H125ZM129 84H130V83H129ZM129 84H128V85H129ZM153 84H154V83H153ZM160 84H161V83H160ZM165 84H166V83H165ZM173 84H175V83H173ZM235 84H236V83H235ZM237 84H239V83H237ZM56 85H57V84H56ZM59 85H60V84H59ZM59 85H58V86H59ZM66 85H67V84H66ZM66 85H65V87H66ZM80 85H82L81 82H80ZM87 85H88V84H87ZM114 85H116V84H115V83L113 84V86H112L113 88L110 87V88H112V90L115 88ZM136 85H139V83L136 84ZM157 85H158V84H157ZM207 85H208V83H207ZM6 86H7V85H6ZM46 86H47V85H46ZM75 86H76V85H75ZM83 86H85V81H84V85H83ZM83 86H81V87H83ZM99 86H100V85H99ZM103 86H105V85H103ZM107 86H108V84H107ZM116 86H118V92H119V85H116ZM122 86H123V85H122ZM124 86H123V87H124ZM147 86H148V85H147ZM167 86H168V85H167ZM171 86L173 87L174 85H171ZM175 86H176V85H175ZM175 86H174V87H175ZM209 86H210V85H209ZM231 86H232V85H231ZM237 86H238V85H237ZM237 86H235V88H236ZM9 87H8V88H9ZM47 87H48V86H47ZM49 87H51V86H49ZM52 87H53V86H52ZM65 87L63 86L62 88H64V89H60V88H61V86H60L59 89H60V90H63V92H65V90L67 89V88L65 89ZM78 87H80V86H78ZM78 87H77V88H78ZM129 87H131V86H129ZM145 87H146V85H145ZM145 87H144V88H145ZM154 87H155V85H154ZM174 87H173V89H174ZM68 88H69V86H68ZM110 88H109V89H110ZM126 88H128V86H127ZM133 88H134V87H133ZM137 88H138V86H137ZM137 88H135V91H136ZM144 88H142L141 91L139 90V91H140L139 93H141V94L144 93V92H142ZM147 88H149V87H147ZM155 88H156V87H155ZM167 88H168V87H167ZM167 88H166V89H167ZM233 88H234V86H233ZM237 88H239V87H237ZM4 89H5V88H4ZM13 89H14V88H13ZM56 89H58V88H56ZM59 89H58V91H59ZM106 89H107V91L109 90L108 88H106ZM120 89H121V88H120ZM138 89H140V88H138ZM159 89H161V87H159ZM176 89H178V87H177ZM70 90H71V89H70ZM80 90H81V89H80ZM116 90H117V89L115 88V89H114V92H115ZM128 90H130V89H128ZM148 90H149V89H148ZM161 90H162V89H161ZM169 90H170V89H168V92H170ZM171 90H172V89H171ZM207 90H208V89H207ZM6 91H7V90H6ZM12 91H13V90H12ZM109 91H111V90H109ZM130 91H131V90H130ZM137 91H138V90H137ZM150 91H151V93H152V92L154 91V89H153V91H152V90H150ZM162 91H163V90H162ZM208 91H209V90H208ZM3 92H4V91H3ZM3 92L0 91V100L3 101V103H1V104H4V103H5V104H4L2 107L0 106V110H1L0 113L4 116V119L6 118V120L8 121L7 124L9 125V127H10L11 129H17L16 132L19 133V135H20V133H22V132L25 134L24 130L26 131L25 128H26L27 126H22V124H20L21 122H19V124H18L17 122H16V124L14 123V120H16V119H14L13 117H14V111H16V110H15L16 107L11 106L10 103H9V102H10L9 100H6V101H5L4 98H5L6 94L3 93ZM54 92H55V91H54ZM66 92H67V91H66ZM133 92H134V89H133ZM159 92H161V91L159 90ZM7 93H8V92H7ZM70 93H72V95H73V92H72V91H71ZM120 93H121V92H120ZM130 93H132V92H130ZM146 93H147V92H146ZM59 94H60V93H59ZM116 94H118V93H116ZM124 94H125V93H124ZM136 94H137V93H136ZM136 94H135V96H136ZM141 94H138V95L141 96ZM147 94H148V93H147ZM159 94H160V93H159ZM162 94H163V92H162ZM262 94H263V93H262ZM118 95H119V94H118ZM120 95H122V93H121ZM143 95H144V94H143ZM145 95H146V94H145ZM150 95H152V94H150ZM150 95H149V96H150ZM153 95H154V94H153ZM153 95H152V96H153ZM167 95H168V94H167ZM167 95L165 94L164 97H166ZM237 95H238V94H237ZM57 96H58V92H57L56 97H57ZM63 96H64V95H63ZM122 96H124V95H122ZM122 96H121V98H122ZM133 96H134V93H133ZM61 97H62V96H61ZM68 97H69V96H68ZM68 97H67L66 99H68ZM107 97H108V95H107ZM112 97H113V96H112ZM117 97H118V96H117ZM117 97H115V98H117ZM124 97H125V96H124ZM138 97H139V96H138ZM138 97H137V98H138ZM157 97H160V96L158 95ZM50 98H48V99H50ZM58 98H59V97H58ZM70 98H72V97H70ZM121 98H120V99H121ZM137 98H135V99L137 100ZM149 98H150V97H149ZM149 98H148V100H149ZM51 99H50V101H51ZM61 99H62V98H61ZM63 99H65V98H63ZM75 99H76V98H75ZM108 99H109V98H108ZM108 99L106 98V100H108ZM118 99H119V97H118ZM120 99H119V100H120ZM135 99H134V100H135ZM140 99H143L142 96L140 97ZM151 99H152V98H151ZM160 99H162V98H160ZM164 99H165V98H164ZM38 100L41 102L40 105L37 103ZM56 100H57V99H56ZM69 100H70V99H69ZM121 100H122V99H121ZM124 100H125V98H124ZM124 100H122V102H123ZM138 100H139V99H138ZM138 100H137V101H138ZM171 100H172V99H170V101H171ZM67 101H68V100H67ZM114 101H115V100H113V102H114ZM116 101H117V100H116ZM125 101H128V102H129L128 99H126ZM131 101H132V100H131ZM137 101H134V102H137ZM140 101H141V100H140ZM157 101H158V98H157ZM162 101H164V100H162ZM167 101L169 102V100H166V102H167ZM236 101H237V104L240 105L239 107H241V106L243 107V106L246 105V104H245L246 102H245L244 99L241 98V97H237V98H236ZM31 102H32V101H31ZM40 102H39V103H40ZM61 102H62V101H61ZM64 102H66V101H64ZM69 102H71V100H70ZM111 102H112V101H111ZM122 102H121V103H122ZM45 103H48V102L46 101ZM55 103H56V102H55ZM116 103H117V102H116ZM119 103H120V102H119ZM121 103H120V105H121ZM125 103H126V102H125ZM125 103H123V104H125ZM132 103H133V101H132ZM141 103H142V101H141ZM170 103H171V102H170ZM170 103H169V104H170ZM172 103H173V102H172ZM203 103H204V102H203ZM1 104H0V105H1ZM79 104H80V103H79ZM259 104H261V103H259ZM12 105H13V102H12ZM56 105H57V104H56ZM58 105H59V103H58ZM69 105H70V104H69ZM73 105H74V104H73ZM138 105H139V104H138ZM52 106H53V105H52ZM64 106H65V105H64ZM82 106H84V105H82ZM122 106H123V105H121V107H122ZM201 106H202V105H201ZM203 106H204V105H203ZM246 106H247V105H246ZM25 107H26V106H25ZM59 107H60V105H59ZM126 107H127V104H126ZM131 107H132V106H131ZM135 107H136V106H135ZM63 108H64V107H63ZM65 108H66V107H65ZM79 108H80V107H79ZM79 108H78V109H79ZM86 108H87V107H86ZM118 108H120V107H118ZM118 108H117V109H118ZM17 109H18V108H17ZM25 109H26V108H25ZM74 109H75V107L73 108V110H74ZM76 109H77V108H76ZM81 109H82V108H81ZM81 109H80L78 112H81ZM113 109H114V108H113ZM122 109H123V108H122ZM126 109H127V108H126ZM254 109H255V108H254ZM27 110H26V111H27ZM65 110H66V109H65ZM119 110H120L121 112L123 111V110H121V109H119ZM124 110H125V109H124ZM133 110H134V109H133ZM135 110H136V109H135ZM23 111H24V109H23ZM76 111H77V110H76ZM82 111H83V110H82ZM87 111H89V110H87ZM93 111H94V110H93ZM125 111H126V110H125ZM128 111H129V110H128ZM57 112H58V111H57ZM61 112H62V111H61ZM66 112H69V111H68V108H67V111H66ZM66 112L63 114V116L65 115V117H66ZM78 112H76V113L78 114ZM83 112H84V111H83ZM27 113H28V112H27ZM73 113H75V111H74ZM73 113H71V115H72ZM124 113H125V112H124ZM129 113H130V111H129ZM53 114H54V113H53ZM53 114H52V117H53ZM55 114H57V113H55ZM55 114H54V119L57 117ZM67 114H68V113H67ZM81 114L83 115V113H81ZM88 114H90V113L88 112ZM24 115L27 116V114H24ZM57 115L60 116V117L62 116V115H60V113L57 114ZM85 115H87V114H85ZM92 115H93V114H92ZM98 115H99V114H98ZM98 115H97V116H98ZM20 116H21V115H20ZM26 116H24V117L26 118ZM47 116H48V117H47ZM55 116H56V117H55ZM75 116H76V115H75ZM263 116H264V115H263ZM52 117H50V118H52ZM60 117H59V118L57 117L56 119H59V120H60ZM99 117H100V116H99ZM99 117H98V118H99ZM216 117H218V116H216ZM255 117H257V114H256ZM261 117H262V116H261ZM22 118H23V117H22ZM28 118H29V117H27L26 120H27ZM66 118H67V117H66ZM70 118H71V116H70ZM90 118H91V117H90ZM100 118H101V117H100ZM12 119H13V121H12ZM29 119H30V118H29ZM34 119H35V118H34ZM34 119H33V120H34ZM79 119H80V118H79ZM79 119H78V120H79ZM83 119H84V115H83ZM86 119H87V118H86ZM93 119H94V118H93ZM93 119H92V120H93ZM223 119H224V118H223ZM33 120L31 119V121H33ZM49 120H50V119H49ZM49 120L46 119V123H47V124H48V123L51 124V125L54 124V123H51V122L53 121V118L51 119V120H52L51 122H50ZM63 120H64V117H63ZM78 120H77V121H78ZM81 120H82V119H81ZM89 120H90V119H89ZM103 120H104V119H102V121H103ZM37 121H38V118H37ZM48 121H49V122H48ZM61 121H62V120H61ZM66 121H68V120H66ZM66 121H65V122H66ZM82 121H84V120H82ZM85 121H86V120H85ZM85 121H84V123H85ZM87 121H88V120H87ZM87 121H86V123L88 124ZM104 121H105V120H104ZM39 122H41V121L39 120ZM53 122H54V121H53ZM62 122H63V121H62ZM71 122H72V121H71ZM28 123H30V120H29ZM31 123H32V122H31ZM33 123H35V122H33ZM42 123H44V121L41 122L40 124L38 123V125H40V126L42 127V125H43ZM72 123H73V122H72ZM80 123H81V121H80ZM91 123H92V121H91ZM91 123H90L89 125H91ZM95 123H96V122H95ZM97 123H99V122H97ZM97 123H96V124H97ZM2 124H3V125H6V124H4V122H3ZM128 124H129V123H128ZM234 124H235L234 122H233V124H232V123H228V124L226 123V124H223V125H221V126H217V127L215 128V130H217V133H222L221 135L219 134L220 136L217 137V138L214 140V143L216 144V146H218L219 148H221L223 145H225V140L228 139V137H229L228 135L230 134L229 131L233 129V126L237 125V124H235V125H234ZM255 124H256V123H255ZM54 125L57 127V124H54ZM78 125H79V123H78ZM93 125H94V124H93ZM48 126H49V125H48ZM48 126H45V124L43 125V127H48ZM58 126L61 127V125H58ZM96 126H98V125H96ZM125 126H126V125H125ZM5 127H7V126H5ZM24 127H25V128H24ZM28 127H29V126H28ZM30 127H31V125H30ZM32 127H33V125H32ZM43 127H42V129H43ZM49 127H50L51 130H53L52 127H54V126H52V127L49 126ZM49 127H48V129H49ZM56 127H55V129L58 130V128H56ZM62 127H63V126H62ZM62 127H61V129H62ZM64 127H66V125H65ZM80 127H81V126H80ZM80 127H79V128H80ZM241 127H243V126H241ZM250 127H251V126H250ZM262 127H263V126H262ZM2 128H3V127H2ZM2 128H0V129H2ZM33 128H34V127H33ZM33 128H31V131L29 130L30 132L26 134L25 145H28V146H29L32 142H33V143H35V142H39V145H40V146H41V145H44V143H42L43 140H44V139H43L44 137H43V136H42V138L40 137L41 139L36 138V136L34 137V134H36V133L32 131ZM79 128H77L78 131H79ZM88 128H89V127H88ZM94 128H95V126H94ZM125 128H126V127H125ZM127 128H128V127H127ZM130 128H131V127H129V129H130ZM244 128H245V127H244ZM29 129H30V128H29ZM35 129L37 130V127H36ZM40 129H41V128H40ZM50 129H49V130H50ZM65 129L67 130V132H66L67 134H69V132L73 133V131H76L75 128L70 127V126L66 127ZM83 129H84V128H83ZM83 129H81V130H83ZM90 129H91V131H90ZM90 129L87 130V131H90V132H89V133H86V134H87V135L89 134L88 136H89V138H90V133H93V134H94V138H93V139L91 138V139L94 140V139H96V138H95V137H96L95 134L98 135L99 132H97V133L92 132V131H93V130H92V127H91ZM98 129H99V126H98ZM104 129H105V128H104ZM224 129H225V130H229V131L226 132ZM38 130H39V128H38ZM45 130H46V128H45ZM63 130H64V128H63ZM68 130H69V132H68ZM81 130L79 131L80 133H82ZM85 130H86V129H85ZM96 130H97V129H96ZM96 130H94V131H96ZM99 130H100V129H99ZM102 130H103V128H102ZM107 130H109V129H107ZM124 130H125V129H124ZM130 130H131V129H130ZM159 130H160V129H159ZM252 130H253V129H252ZM4 131H5V130H4ZM8 131H9V128H8ZM11 131H12V130H11ZM14 131H15V130H14ZM41 131H42V130H41ZM54 131H55V130H54ZM61 131H62V130H61ZM64 131H65V130H64ZM78 131H76V132L78 133ZM87 131H85V132H87ZM131 131L133 132V130H131ZM164 131H165V128H164ZM242 131H243V130H242ZM247 131H248V130H247ZM247 131H246V132H247ZM27 132H28V131H27ZM59 132H60V131H59ZM83 132H84V130H83ZM113 132H114V131H113ZM113 132H112V133H113ZM134 132H136V131H134ZM134 132H133V133H134ZM207 132H208V131H207ZM224 132H226V133H224ZM260 132H261V130H260ZM263 132H264V131H263ZM263 132H262V134H263ZM62 133H63V132H62ZM64 133H65V132H64ZM102 133H105L104 130H103V132H101V134H102ZM139 133H140V132H139ZM248 133H249V131L247 132V134H248ZM14 134H15V133H14ZM49 134H50V133H49ZM74 134H75V132H74ZM78 134H79V133H78ZM86 134H85V135H84V134H82V135L79 134V135H81V136L84 135L85 138H86V137H87ZM109 134H110V133H109ZM109 134H105V135H103V136L106 137V135H109ZM124 134H128V133H125V132H124ZM124 134H122V135H124ZM131 134H132V133H131ZM131 134H130V135H131ZM243 134H244L243 136L245 137V132H244ZM250 134L253 135V134H252V131H251ZM250 134H249V135H250ZM259 134H260V133H259ZM45 135H46V134H44V136H45ZM50 135H51V134H50ZM50 135H47V137L49 138ZM75 135H76V137L78 138L79 135H77V134H75ZM99 135H100V134H99ZM110 135H112V134H110ZM117 135H118V134H117ZM136 135H138V134H136ZM141 135H142V134H139L138 137L141 138V137H142ZM177 135H178V134H177ZM64 136H65V135H64ZM68 136H69V135H68ZM81 136H80V137H81ZM84 136H83L82 138H84ZM92 136H93V135H92ZM103 136H102V137H103ZM131 136H133V134H132ZM243 136H242V137H243ZM255 136H256V135H254V137H255ZM260 136H261V134H260ZM262 136H263V135H262ZM50 137H51V136H50ZM53 137L55 138V136H53ZM60 137H61V136H60ZM70 137H72V136H70ZM100 137H101V136H100ZM100 137H99V139H100ZM107 137H108V136H107ZM107 137H106V138H107ZM109 137H110V136H109ZM118 137H119V135H118ZM179 137H180V136H179ZM179 137H178V138H179ZM258 137H259V136H258ZM263 137H264V136H263ZM8 138H9V136H8ZM51 138H52V137H51ZM51 138L47 139V138L45 137V139H47L48 141H49ZM62 138H63V137H62ZM62 138H61V139H62ZM74 138H75V137H74ZM77 138H75V139H77ZM106 138H105V139H106ZM116 138H117V137H116ZM120 138H121V137H120ZM120 138H118V139L120 140ZM127 138H128V137H127ZM130 138L132 139V137H130ZM134 138H135V137H133V139H134ZM140 138H139L138 140H140ZM168 138H169V137H168ZM252 138H253V137H252ZM9 139H10V138H9ZM21 139H22V136H21ZM42 139H43V140H42ZM52 139H53V138H52ZM63 139H64V138H63ZM65 139H66V138H65ZM79 139H80V138H79ZM87 139H88V137H87ZM91 139H90V140H91ZM108 139H109V138H108ZM249 139L251 140V138H249ZM6 140H7V139H6ZM56 140H57V139H55V143H54V140H53V142H51L52 140L49 141V142L51 143L50 146H53L52 143H54V147L57 146ZM96 140H97V139H96ZM101 140H102V144H104L102 138H101ZM101 140H100V141H101ZM116 140H117V139H116ZM121 140H122V139H121ZM128 140H129V139H128ZM176 140H178V139H176ZM240 140H241V139H240ZM243 140H244V139H243ZM243 140H242V141H243ZM250 140H249V142H250ZM253 140H254V139H253ZM7 141H8V140H7ZM48 141H47V142H48ZM79 141H81V140H79ZM104 141H105V140H104ZM111 141H112V140H111ZM114 141H115V140H114ZM124 141H125V140H124ZM124 141H121L122 144H123ZM129 141H130V140H129ZM136 141H137V140H136ZM230 141H231V139H230ZM246 141H247V140H246ZM9 142H10V141H9ZM21 142H23V141H21ZM66 142H67V141H66ZM76 142H77V141H76ZM94 142H95V141H94ZM96 142H97V141H96ZM105 142H106V141H105ZM107 142L109 143V141H107ZM115 142H116V141H115ZM131 142H132V140H131ZM137 142H138V141H137ZM236 142H237V141H236ZM11 143H13V142H11ZM40 143H42V144H40ZM68 143H69V142H68ZM129 143H130V142H129ZM138 143H139V142H138ZM234 143H235V141H234ZM251 143H252V142H251ZM255 143H256V140H255ZM19 144H20V143H19ZM19 144H18V145H19ZM36 144H38V143H36ZM70 144H71V143H70ZM70 144H69V145H70ZM87 144H88V141H87ZM87 144H86V145H87ZM98 144H100V143H98ZM109 144H110V143H109ZM122 144H121V145H122ZM262 144H264V143H262ZM21 145H22V144H21ZM64 145L66 146V144H64ZM71 145H72V144H71ZM71 145H70V146H71ZM82 145H83V144H82ZM82 145H81V147H82ZM100 145H101V144H100ZM105 145L107 146V144H105ZM128 145H130V144H128ZM132 145H136V146L139 147V145H137L136 142H135V144L132 143ZM230 145H231V144H230ZM252 145H253V144H252ZM9 146L12 147V145H9ZM31 146H32V145H31ZM46 146H47V145H46ZM65 146H64V147H65ZM92 146H93V145H92ZM106 146H104V147H105V150H108V149H106ZM136 146H133V147H136ZM140 146H141V145H140ZM211 146H212V145H211ZM11 147H10V148H11ZM60 147H61V146H60ZM60 147L51 148V149H50V147H49V148H47L46 150H48L49 152H57V151H53V150H54V149L56 150V149H58V148H60ZM68 147H69V146H68ZM78 147H79V146H78ZM83 147H84V146H83ZM86 147H87V146H86ZM88 147H89V146H88ZM96 147H97V146H96ZM100 147H101V146H100ZM111 147H113V146H111ZM111 147H110V148H111ZM122 147H123V146H122ZM126 147L129 148L128 146H126ZM142 147H143V146H142ZM171 147H172V146H171ZM190 147H191V146H190ZM243 147H244V146H243ZM30 148H31V147H30ZM39 148H40V147H39ZM39 148H37V149H39ZM71 148H72V147H70V149H71ZM91 148H92V147H91ZM93 148H94V147H93ZM93 148H92V149H93ZM98 148H99V147H97V149H98ZM115 148H116V147H115ZM118 148H119V147H118ZM140 148H141V147H140ZM140 148H138V149H140ZM252 148H253V147H252ZM26 149H27V148H26ZM28 149H29V148H28ZM34 149H35V148H34ZM80 149L82 150V148H80ZM84 149H85V148H83V150H84ZM87 149H88V148H87ZM87 149H86V150H87ZM92 149H91V151L94 150V149H93V150H92ZM99 149H100V148H99ZM129 149H130V148H129ZM133 149H134V148H133ZM138 149H137V150H138ZM206 149H207V148H206ZM214 149H215V148H214ZM32 150H33V149H32ZM32 150H31V151H32ZM77 150H78V149H77ZM86 150H85V151H86ZM101 150H102V149H101ZM103 150H104V148H103ZM103 150H102V151H103ZM119 150H121V149H119ZM183 150H184V149H182V151H183ZM212 150H213V149H212ZM31 151H30V153H31ZM35 151H37V150H35ZM40 151H41V150H40ZM40 151H38V152L40 153ZM62 151H63V150H62ZM68 151H69V150H68ZM71 151H72V150H71ZM71 151H70V152H71ZM88 151H89V150H88ZM206 151H207V150H206ZM77 152H78V151H77ZM96 152H97V151H96ZM104 152H105V151H104ZM114 152H115V151H114ZM135 152H136V149H135ZM185 152H186V151H185ZM211 152H212V151H211ZM33 153H34V151H33ZM78 153H79V152H78ZM78 153H77L76 155H77L78 157H80V156L78 155ZM82 153H83V152H82ZM89 153H91V152H89ZM92 153H93V152H92ZM92 153H91V154H92ZM112 153H113V152H112ZM120 153H121V152H120ZM136 153H138V152H136ZM183 153H184V152H183ZM209 153H210V152H208V154H209ZM24 154H25V153H24ZM24 154H23V155H24ZM36 154H37V153H36ZM36 154H35V156H36ZM40 154H41V153H40ZM40 154H38V156H39ZM59 154H60V150H59ZM59 154H58V155H59ZM70 154H71V153H70ZM84 154H85V153H84ZM98 154H99V152H98ZM98 154H97V157H99L100 155H101V156L103 155V153H100L99 156H98ZM105 154H108V153H105ZM116 154H117V152L115 153V156H116ZM181 154H182V153H181ZM25 155H26V154H25ZM62 155H63V154H62ZM74 155H75V154H74ZM109 155H110V154H109ZM112 155H113V154H112ZM112 155H111V157H112ZM118 155H120V154H118ZM127 155L130 156L129 154H127ZM186 155H187V153H186ZM212 155H213V154H212ZM231 155H232V154H231ZM246 155H247V154H246ZM1 156H2V155H1ZM38 156H37V157H38ZM40 156H42V155H40ZM60 156H61V154H60ZM65 156H66V158H67L68 155L66 154ZM81 156H82V155H81ZM92 156H93V155H92ZM104 156L106 157L107 155H104ZM104 156H103V157H104ZM113 156H114V155H113ZM124 156H125V155H124ZM27 157H28V156H27ZM61 157H62V156H61ZM72 157H74V156L72 155ZM85 157H88V155L85 156ZM111 157H109V158L111 159ZM122 157H123V156H122ZM125 157H126V156H125ZM135 157H137V156H135ZM135 157H134V158H135ZM207 157H209V156H207ZM230 157L232 158V156H230ZM30 158H31V157H30ZM45 158H46V157H45ZM45 158H44V159H45ZM49 158H50V156H49ZM53 158H54V157H53ZM68 158H69V156H68ZM80 158H82V157H80ZM90 158H91V156L89 157V159H90ZM95 158H96V157L91 158V159L93 160V162H94V159H95ZM112 158H113V157H112ZM116 158H118V160L120 159V157H116ZM130 158H133V157L131 156ZM137 158H138V157H137ZM139 158H140V157H139ZM32 159H33V158H32ZM77 159H79V158H77ZM83 159H85V158H83ZM83 159H82V160H83ZM103 159H104V158H103ZM228 159H229V158H228ZM232 159H233V158H232ZM243 159H244V158H242V160H243ZM246 159H247V160H250V159H248V158H246ZM35 160H36V159H35ZM37 160H38V159H37ZM37 160H36V161H37ZM40 160H41V159H40ZM40 160L37 161V162H39V164L42 165L43 163H40V162H41ZM61 160H62V159H60V161H59V159H58L57 161H59V163H57V164H60ZM70 160H71V159H70ZM95 160H96L95 162H97V158H96ZM105 160H106V159H105ZM118 160H116V161H118ZM120 160H121V159H120ZM130 160H131V159H130ZM130 160H129V161H130ZM134 160H135V163H136V162H137V161H136L137 159H134ZM236 160H237V159H236ZM240 160H241V159H240ZM242 160H241V161H242ZM244 160H245V159H244ZM33 161H34V160H33ZM36 161H35V162H36ZM49 161L51 162L52 159L49 160ZM68 161H69V160H68ZM73 161H74V160H73ZM75 161H76V160H75ZM77 161H78V160H77ZM77 161H76V162H77ZM79 161H80V160H79ZM88 161H89V160H88ZM98 161H99V160H98ZM109 161H110V160H109ZM125 161H126V160H125ZM132 161H133V159H132ZM189 161H190V160H189ZM0 162H3V161H0ZM7 162H8V160H7ZM46 162H47V161H46ZM50 162H48V163H50ZM66 162H67V161H66ZM93 162H91V164H94ZM113 162H114V161H112V163H113ZM120 162H121V161H120ZM123 162H124V161H123ZM123 162H122V163H123ZM139 162H140V161H139ZM202 162H203V161H202ZM221 162H223V163L225 162V160H224L222 157H217V158L213 159V166H214V167H213V168H214L213 170H214V172L216 173V176H217L218 174L220 175V174H224V173H226V169L223 167V165L221 164ZM226 162H227V161H226ZM25 163H26V162H25ZM48 163H47V164H48ZM80 163H81V162H80ZM82 163H86V162L84 161V162H82ZM88 163H89V162H88ZM104 163H106V162H104ZM109 163H110V162H109ZM115 163H116V162H115ZM115 163H114V164H115ZM118 163H119V162H118ZM127 163H128V162H127ZM131 163H132V162H131ZM133 163H134V162H133ZM135 163H134V164H135ZM137 163H138V162H137ZM137 163H136V164H137ZM204 163H207V159H206V162H204ZM229 163H231V162H228V164H229ZM249 163H250V162H249ZM249 163H248V164H249ZM51 164H52V163H51ZM51 164H48V165H51ZM55 164H56V162H55ZM72 164H73V163H72ZM74 164H75V163H74ZM74 164H73V165H74ZM77 164H78V163H77ZM91 164H90V166H91ZM123 164H124V163H123ZM125 164H126V162H125ZM129 164H130V163H129ZM140 164H141V163H140ZM140 164H138L139 168L142 167V165H140ZM202 164H203V163H201V166H202ZM210 164H211V163H210ZM231 164H232V163H231ZM244 164H245V162H244ZM255 164H256V163H255ZM44 165H45V163H44ZM96 165H97V163H96ZM96 165H95V166H96ZM105 165H106V164H105ZM112 165H113V164L110 163L109 166L112 167ZM127 165H128V164H127ZM147 165H148V164H147ZM208 165H209V163H208ZM232 165H233V164H232ZM250 165H251V163H250ZM46 166H47V165H46ZM78 166H79V165H78ZM83 166H84V165H83ZM107 166H108V165H107ZM109 166H108V167H109ZM115 166H119V165L116 164ZM203 166H204V165H203ZM205 166H207V165H205ZM234 166H235V165H234ZM248 166H249V165H248ZM256 166H257V165H256ZM49 167H50V166H49ZM49 167L46 168V170H45L48 176H49L50 172L52 173V171H51V169H49ZM51 167H52V165H51ZM73 167H74V166H73ZM80 167H81V166H80ZM80 167H79V168H80ZM86 167H87V165H86ZM93 167H94V166H93ZM113 167H114V165H113ZM236 167H237V166H236ZM239 167H241V166H239ZM244 167H245V166H244ZM253 167H254V166H253ZM41 168H43V167L41 166ZM53 168H55V166H54ZM82 168H84V167H82ZM88 168H89V164H88ZM91 168H92V166H91ZM104 168L107 169L106 166H105ZM121 168H122V167H121ZM136 168H137V167H136ZM145 168H146V167H145ZM200 168H201V167H200ZM200 168H199V169H200ZM202 168H203V167H202ZM208 168H209V167H208ZM242 168H243V167H242ZM71 169H72V168H71ZM75 169H76V167H75ZM101 169H102L101 171L103 172V168H101ZM112 169H113V168H112ZM146 169H147V168H146ZM233 169H234V167H233ZM82 170H83V169H82ZM114 170H115V169H113V171H114ZM120 170H121V169H120ZM126 170H127V169H126ZM136 170H137V169H136ZM138 170H139V169H138ZM138 170H137V171H138ZM140 170H141V168H140ZM140 170H139V171H140ZM235 170H237V169H235ZM257 170H258V169H257ZM260 170H261V169H260ZM54 171H56V170H54ZM54 171H53V174L56 175V172H54ZM69 171H71V170H69ZM72 171H74V170H72ZM96 171H97V169H96ZM98 171H99V170H98ZM105 171H107V170H105ZM113 171H112V173H113ZM134 171H135V170H134ZM137 171H135V172H137ZM201 171H202V170H201ZM237 171H238V170H237ZM57 172H58V171H57ZM62 172L64 173V170L62 171V169H61V172L59 171V174L62 173ZM78 172H79V171H78ZM99 172H100V171H99ZM99 172H98V173H99ZM116 172H117V171L115 170L114 173H116ZM118 172H119V168H118ZM118 172L116 173L117 175L115 174L116 176L113 175L115 178H117V176H118ZM128 172H129V171H128ZM238 172H239V171H238ZM254 172H258V171H255L254 169H252V165H251V168H250V167H249V168L246 167L245 169H242V171H240L239 174L236 172V173L238 174V176H236V178H237V180H239L240 183H237L236 181H235V182H236V184H237L236 187L239 189V192H240V189H241L242 191H245L246 195L248 196V199H250L251 202H252V200H253L254 203H256V202L260 203V201H262V199H263V198H262V195H263V192H264V188H263L262 186L259 188L258 186H256V184L248 185V184L243 183V182H244V179H250V175H251V174H254ZM43 173H44V172H43ZM72 173H75V172H72ZM91 173H93V171L90 172L89 174H91ZM94 173L98 174L97 172H94ZM121 173H123V171H122ZM121 173H120L119 175H121ZM137 173H139V172H137ZM234 173H235V172H234ZM236 173H235V174H236ZM44 174H45V173H44ZM65 174H66V170H65ZM69 174H70V173H69ZM76 174H77V173H76ZM76 174H75V175H76ZM86 174H88V173H86ZM100 174H101V173H100ZM105 174H106V172H105ZM105 174H103V175H105ZM109 174H111L110 171H109ZM129 174H130V173H129ZM140 174H141V173H140ZM140 174H138V176H139ZM142 174H143V173H142ZM142 174H141V178H142ZM159 174H160V173H159ZM199 174H200V180H201V178H202L201 175H202V174H201V172H200ZM237 174H236V175H237ZM45 175H46V174H45ZM45 175H44V176H45ZM47 175H46V176H47ZM70 175H71V176H72V175L74 176V174H70ZM80 175H81V174H80ZM106 175H107V174H106ZM126 175H128V174H126ZM160 175H161V174H160ZM259 175H260V174H259ZM48 176H47V178H48ZM57 176H58L60 179H63V178L65 177V176L62 175V174H61V176H62V177L64 176L63 178H61L59 175H57ZM66 176H67V174H66ZM68 176H69V175H68ZM68 176H67V177H68ZM73 176H72V177H73ZM83 176H84V178H85V175H83ZM89 176H93V174H91V175H89ZM99 176H100V175H99ZM110 176H111V175H110ZM122 176H123V174H122ZM133 176H134V175H133ZM254 176H255V174H254ZM50 177H51V176H50ZM50 177H49V178H50ZM52 177H53V176H52ZM52 177H51V178H52ZM67 177H66V178H67ZM72 177H71V178H72ZM80 177H82V176H80ZM100 177H103V176H100ZM131 177H132V176H131ZM198 177H199V175H198ZM255 177H256V176H255ZM51 178H50V179H51ZM69 178H70V176H69ZM78 178H79V176H78ZM91 178H92V177H91ZM93 178L95 179V178H97V177H93ZM107 178H108L109 181L112 179V178L109 179V177H106V179H107ZM121 178H122V177H121ZM121 178H120V179H121ZM203 178H204V177H203ZM256 178H260V182H261V176H258V177H256ZM60 179H59V180H60ZM81 179H82V178H80V181H79V182H80V185H81V183H82L81 181L83 180V179H82V180H81ZM94 179H92V181H93ZM113 179H114V178H113ZM205 179H206V178H204V179H202V180H205ZM48 180H49V179H48ZM64 180H65V179H64ZM77 180H78V179H77ZM84 180H86V179H84ZM88 180H89V179H88ZM96 180H97V179H96ZM101 180H102V179H101ZM116 180H117V179H116ZM126 180H127V178L124 179L123 181L125 182ZM135 180H136V179H135ZM255 180H256V179H255ZM98 181H99V180H98ZM129 181H130V180H129ZM139 181H140V180H139ZM143 181H144V180H143ZM49 182H50V181H49ZM51 182H52V181H51ZM68 182H70V181L67 180V183H68ZM86 182H87V181H86ZM93 182H94V181H93ZM96 182H97V181H96ZM100 182H101V181H100ZM105 182H106V181H105ZM117 182H118V184H119V183H120V180H119V181L117 180L116 183H117ZM62 183H63V182H62ZM65 183H66V182H65ZM67 183H66V184H67ZM70 183H71V182H70ZM88 183H89V182H88ZM88 183H87V184H88ZM103 183H104V182H103ZM106 183H107V182H106ZM131 183H132V182H131ZM162 183H163V182H162ZM256 183H257V180H256ZM84 184H85V183H84ZM101 184H102V183H101ZM121 184H122V183H121ZM127 184H128V182H127ZM157 184H158V183H157ZM236 184H235V185H236ZM14 185H16V184H14ZM95 185H96V184H95ZM98 185H99V183H98ZM115 185H116V184H115ZM160 185H161V183H160ZM69 186H70V185H69ZM69 186H68V187H69ZM82 186H83V185H82ZM88 186H89V185H88ZM103 186H105V184H104ZM107 186H108V185H107ZM112 186H113V184H112ZM128 186H129V185H127V187H128ZM131 186H132V185H131ZM133 186H134V185H133ZM161 186H162V185H161ZM83 187H84V186H83ZM96 187H97V186H96ZM124 187H126V186H124ZM147 187H148V186H147ZM151 187H152V186H151ZM163 187H164V186H163ZM167 187H168V186H167ZM1 188H2V187H1ZM9 188H10V187H9ZM13 188H14V187H13ZM86 188H87V187H86ZM93 188H94V187H93ZM106 188H107V187H106ZM119 188H120V187H119ZM122 188H123V186H122ZM154 188H155V187H154ZM84 189H85V187H84ZM84 189H83V190H84ZM94 189H95V188H94ZM115 189H116V187H115L113 190H115ZM125 189H126V188H125ZM127 189H131V188H127ZM133 189H134V188H133ZM7 190H8V189H7ZM7 190H6V191H7ZM79 190H80V189H79ZM90 190L93 191L92 188H90ZM90 190H89V192H90ZM106 190H107V189H106ZM108 190H109V189H108ZM113 190H112V191H113ZM118 190H120V189H118ZM122 190H123V189H122ZM134 190H135V189H134ZM150 190H152V189H150ZM18 191H19V190H18ZM81 191H82V190H81ZM81 191H80V192H81ZM85 191H87V189H86ZM94 191H95V190H94ZM127 191L130 192V190H127ZM156 191H157V190H156ZM15 192H16V190H15ZM82 192H83V191H82ZM96 192H97V191H96ZM109 192H110V190H109ZM114 192L116 193V191H114ZM129 192H128V193H129ZM141 192H144V191H141ZM224 192H225V191H223V193H224ZM99 193H100V192H99ZM102 193H104V192H102ZM102 193H101V194H102ZM118 193H119V191H118ZM128 193H127V194H128ZM132 193H133V192H132ZM155 193H156V192H153L152 194H155ZM174 193H175V192H174ZM234 193H236V192H234ZM261 193H262V194H261ZM3 194H4V193H3ZM9 194H10V193H9ZM83 194H85V192H84ZM92 194H93V192H92ZM111 194H112V193H111ZM111 194H109V195H111ZM121 194H122V193H120L119 195H121ZM0 195H1V194H0ZM95 195H96V194H95ZM129 195H130V194H129ZM129 195H128V196H129ZM141 195H142V194H141ZM224 195H225V194H224ZM237 195H238V194H237ZM10 196H12V195H10ZM10 196H9V197H10ZM13 196H14V194H13ZM86 196H87V195H86ZM88 196L90 197V194H88ZM93 196H94V194H93ZM96 196H97V195H96ZM96 196H95V198H96ZM104 196H107V195H104ZM123 196H126V195L124 194ZM130 196H132V194H131ZM142 196H143V195H142ZM158 196H161V195H158ZM177 196H178V194H177ZM208 196H210V197H209L210 199H216V198H217L216 195H213V196H212V195H208ZM233 196H234V194H233ZM242 196H243V195H242ZM113 197H114V196H112L111 198H113ZM139 197H140V196H139ZM144 197H145V196H144ZM151 197H152V196H151ZM154 197H155V196H154ZM226 197H227V196H226ZM119 198H120V197H119ZM184 198H185V197H184ZM233 198H234V197H233ZM236 198H237V197H236ZM7 199H8V198H7ZM7 199H6V200H7ZM10 199H15V198H10ZM10 199H9V200H10ZM114 199H115V198H113V201H114ZM176 199H177V198H176ZM248 199H247V200H248ZM93 200H94V199H93ZM106 200H107V199H105V201H106ZM115 200H116V199H115ZM127 200H128V199H127ZM131 200H132V199H131ZM131 200L129 201L130 203H133V202L136 203V199H135V201H134V200L131 201ZM143 200H144V199H143ZM151 200H152V199H151ZM185 200H186V198H185ZM230 200H231V199H230ZM7 201H8V200H7ZM7 201H6V202H7ZM21 201H22V200H21ZM94 201H96V200H94ZM138 201H139V200H138ZM228 201H229V200H228ZM231 201H232V200H231ZM245 201H246V200H245ZM3 202H4V201H3ZM18 202H20V201H17V203H18ZM62 202H63V201H62ZM96 202H97V201H96ZM98 202H99V201H98ZM107 202H108V201H107ZM107 202H106V203H107ZM110 202H111V201H110ZM151 202H154V200L151 201ZM218 202H219V201H218ZM233 202H234V201H233ZM238 202H241V201L238 200ZM238 202L236 201V202H235V205H236V206L234 205L235 207H237L236 210H234V212H235L234 215H235V214H236V215L238 214V213H236L238 210H239V212L241 211V210H240V207H241V206H240V203H238ZM115 203H116V201H115ZM115 203H114V206H115ZM126 203H127V202H126ZM135 203H134V204H135ZM143 203H144V202H143ZM155 203H156V202H155ZM169 203H170V202H169ZM219 203H220V202H219ZM241 203H242V202H241ZM246 203H247V202H246ZM107 204H108V203H107ZM112 204H113V203H112ZM116 204H117V203H116ZM122 204H124V203H122ZM127 204H128V203H127ZM138 204H139V203H138ZM150 204H151V203H150ZM159 204L161 205V203H159ZM165 204H166V203H165ZM172 204H173V202H172ZM193 204H194V203H193ZM243 204H245V203H243ZM243 204H242V205H243ZM248 204H249V202H248ZM251 204H252V203H250V206H251ZM17 205H18V204H17ZM153 205H154V204H153ZM162 205H163V204H162ZM219 205H220V204H219ZM246 205H247V204H246ZM246 205H245V206H246ZM255 205H256V204H255ZM2 206H3V205H2ZM19 206H20L21 208H20ZM19 206H18V207H19V209H20V211H21V213H20V214H21V217H22V214L25 213V214H24V218H25V215L29 212V210H28L24 205H22V204H20ZM170 206H172V205H170ZM173 206H174V204H173ZM230 206H231V205H230ZM250 206H249V207H250ZM252 206H254V205H252ZM117 207H118V205H117ZM125 207H126V206H125ZM155 207H157V206H155ZM235 207H234V208H235ZM7 208H8V210H9V207H7ZM28 208H29V207H28ZM108 208H109V207H108ZM120 208H121V207H120ZM120 208H119V210H120ZM127 208H128V207H127ZM129 208H131V207H129ZM129 208H128V209H129ZM132 208H133V207H132ZM163 208H164V207H163ZM168 208H170V207H168ZM207 208H210V207H207ZM227 208H228V207H227ZM251 208H252V207H251ZM253 208H254V207H253ZM123 209H124V208H123ZM125 209H126V208H125ZM175 209H176V208H175ZM0 210H1V209H0ZM5 210H6V209H5ZM8 210H7V212H8V214H10V213H9L10 210H9V211H8ZM129 210H130V209H129ZM129 210H128V211H129ZM252 210H253V209H252ZM254 210H255V209H254ZM11 211H12V210H11ZM13 211H14V210H13ZM17 211H19V210H17ZM17 211H16V212H17ZM133 211H134V210H133ZM210 211H211V210H210ZM227 211H228V210H227ZM3 212H4V211H3ZM7 212H5V213H7ZM22 212H23V213H22ZM124 212H125V211H124ZM130 212H132V211L130 210ZM188 212H189V211H188ZM225 212H226V211H225ZM231 212H232V211H231ZM254 212H257V210L254 211ZM259 212H260V211H259ZM11 213H12V212H11ZM106 213H107V212H106ZM118 213H119V212H118ZM118 213H117V216H118ZM126 213H127V212H126ZM135 213H136V212H135ZM173 213H174V211H173ZM189 213H190V212H189ZM251 213H252V214H251ZM251 213H250V215H252V216H250V217H251V218L249 219V223H250V224H248V225H249V228H250V226H252V227H254L253 229H256V226H258L259 223H258L257 225H255V221H254V220H255L256 218L254 217L255 219L253 220V215H255V213H253V211H251ZM261 213H262V212H261ZM12 214H13V213H12ZM20 214H19V216H20ZM107 214H108V213H107ZM110 214H111V213H110ZM127 214H129V213H127ZM210 214H211V213H210ZM225 214H226V213H225ZM225 214H224V215H225ZM229 214H230V213H229ZM232 214H233V212H232ZM241 214H243V213H241ZM10 215H11V214H10ZM131 215H132V214H131ZM144 215H145V216H144ZM144 215H143V216H144L145 218H147L148 221L151 223V226H150V230H151V232H150V234H149L148 236H146V239L148 238L149 240H145L144 243H146V245H147L148 247H149L150 245L153 247V246H154V242H155V240H156V237H154V234H153V233H155V231H158L160 228H162L163 231L169 229V228H170V225H171L170 222L173 221V220H171V217H172V216L169 214V215L171 216V217H170V216L168 215V213L165 212V210H161V209L158 210V208H157V210H155V211H148V212H145ZM155 215H157L158 218H157ZM173 215H174V214H173ZM191 215H192V214H191ZM226 215H227V214H226ZM236 215H235V216H236ZM238 215H240V214H238ZM238 215H237V216H238ZM6 216L8 217V215H6ZM12 216H13V215H12ZM15 216H16V215H15ZM15 216H14V217H15ZM27 216L29 217L30 222L27 220L28 217H26L25 222H24L25 224H26L27 221H28L27 224L31 223V220H32V219L30 218L29 214H28ZM54 216H55V215H54ZM177 216H178V214H177ZM1 217H3V216H1ZM1 217H0V220H1ZM21 217L17 218V220L20 219ZM60 217H62V216H60ZM109 217H110V216H109ZM114 217H115V216H114ZM124 217H125V216H124ZM129 217H130V216H129ZM141 217H142V216H141ZM173 217H175V216H173ZM173 217H172V218H173ZM189 217H190V216H189ZM225 217L227 218V216H225ZM229 217H230V216H229ZM229 217H228V218H229ZM9 218H10V217H9ZM11 218H12V217H11ZM24 218H23V219H24ZM63 218H64V217H63ZM125 218H126V217H125ZM4 219H5V217H4ZM6 219H7V218H6ZM21 219H22V218H21ZM109 219H110V218H109ZM186 219H188V218H186ZM189 219H190V218H189ZM229 219H231V217H230ZM232 219H233V218H232ZM10 220H11V219H10ZM64 220H67V219H64ZM137 220H138V219H137ZM225 220H226V219H225ZM239 220H240V219H239ZM260 220H261V219H260ZM8 221H9V220H8ZM8 221H7L6 224H8ZM19 221H21V220H19ZM22 221H23V220H22ZM124 221H125V220H124ZM133 221H134V220H133ZM138 221H139V220H138ZM175 221H176V220H175ZM179 221H180V220H179ZM179 221H178V222H179ZM188 221H189V220H188ZM4 222H6V221H4ZM16 222H18V221H16ZM68 222H69V220H68ZM136 222H137V221H136ZM136 222H135V224H136ZM236 222H237V221H236ZM260 222H261V221H260ZM32 223H33V221H32ZM32 223H31V224H32ZM119 223H120V221H119ZM237 223H238V222H237ZM237 223H235V224L237 225ZM261 223H262V222H261ZM0 224H1V222H0ZM16 224L18 225V223H16ZM135 224H134V226H136ZM137 224H138V223H137ZM173 224H174V223H173ZM186 224H187V223H186ZM228 224H230V223H228ZM235 224H234V225H235ZM9 225H12V223H9ZM179 225H180V224H179ZM179 225H178V226H179ZM236 225H235V226H236ZM245 225H246V224H245ZM4 226H5V225H4ZM13 226H14V225H13ZM114 226H115V225H114ZM172 226H173V225H172ZM226 226H227V225H226ZM230 226H231V225H230ZM235 226H234V227H235ZM1 227H2V224H1ZM9 227L12 228L11 226H9ZM16 227H18V226H16ZM69 227H71V226H69ZM69 227H68V229H69ZM73 227H76V226H73ZM79 227H82V226L79 225ZM84 227H85V226H84ZM90 227H91V226H90ZM115 227H116V226H115ZM131 227H132V226H131ZM138 227H139V225H138ZM138 227H137V228H138ZM159 227H160V228H159ZM231 227H232V226H231ZM241 227H242V226H241ZM247 227H248V226H247ZM14 228H15V227H14ZM77 228H78V227H77ZM82 228H83V227H82ZM139 228H140V227H139ZM171 228H172V227H171ZM229 228H230V227H229ZM249 228H248V229H249ZM1 229H2V228H1ZM62 229H63V228H62ZM65 229H67V227H65ZM68 229H67V230H68ZM85 229H86V227L84 228V230H85ZM141 229H142V228H141ZM164 229H165V230H164ZM189 229H190V228H189ZM232 229H233V227H232ZM239 229H240V228H239ZM253 229H252V230H253ZM3 230H4V228H3ZM3 230H1V231H2L3 233H5ZM73 230H74V229H73ZM80 230H81V229H79L78 231H80ZM90 230L92 231L93 229L91 228ZM179 230H180V229H179ZM63 231H64V230H63ZM63 231H62L63 234H64L65 232L67 233V231H64V232H63ZM71 231H72V230H71ZM71 231L69 230V232H68V233H70L69 235H71V233H72ZM75 231H76V229H75ZM78 231H77V232H78ZM81 231H82V230H81ZM81 231H80V232H81ZM85 231H87V230H85ZM255 231H256V230H255ZM8 232H12V229H11L10 231H8ZM19 232H20V231H19ZM82 232H83V231H82ZM82 232H81V233H82ZM88 232H89V231H88ZM88 232H85V233H84L85 235H83V234H77V236H79V238H80V239L78 238V239L80 240V243H81L80 245L84 247V250H83V251L86 253V255H88V257H90L91 260L96 261V262H97V261H100L101 258H102V256L105 255V254H102L101 257H100V249H103V250H104V248H101L100 245H102V244H100L99 242H98V243H99L100 245H98V244H97V245L100 246V248L97 247V245H96V243H95V242H97V241H94V243L91 244V242H89L88 239H87V237H86V236H87L86 234H87ZM94 232L96 233V232H99V231H94ZM103 232H104V231H103ZM110 232H111V231H110ZM133 232H134V230H133ZM142 232H143V231H142ZM172 232H173V231H172ZM237 232H238V231H237ZM0 233H1V232H0ZM104 233H105V232H104ZM178 233H179V232H178ZM234 233H235V232H234ZM253 233L255 234L254 231H253ZM5 234H7V232H6ZM92 234H93V233H92ZM106 234H107V233H106ZM241 234H242V233H241ZM12 235H13V234H12ZM12 235L10 234L11 237H12ZM75 235H76V233H75ZM108 235L111 236L110 234H108ZM114 235H115V233H114ZM138 235H139V234H138ZM158 235H159V234H158ZM164 235H165V234H164ZM171 235H172V234H171ZM0 236L2 237V236H4V234H3V235L0 234ZM7 236H8V237H7ZM10 236H9V234L6 235V237H7L8 239H9ZM64 236H65V235H64ZM67 236H68V235H67ZM99 236H100V235H99ZM123 236H124V235H123ZM165 236H166L167 239H168V236H167V235H165ZM237 236H238V235H237ZM240 236H241V235H240ZM4 237H5V236H4ZM45 237L48 238V235H45ZM45 237H44L43 239H45ZM70 237H71V236H70ZM95 237H96V236H93L92 239H94ZM97 237H98V236H97ZM125 237H126V236H125ZM134 237H135V236H134ZM7 238H5V239H7ZM57 238H58V237H57ZM74 238H75L74 240H76V241H74V240H73V241L77 244V239H76L75 236H74ZM109 238H110V237H109ZM150 238L152 239V241H150ZM206 238L208 239V237H206ZM234 238H235V237H234ZM238 238H239V236H238ZM2 239H3V237H2ZM10 239H11V238H10ZM10 239H9L8 242L11 241ZM65 239H66V237H65ZM67 239H68V238H67ZM67 239H66V240H67ZM69 239H71V238H69ZM101 239L103 240L104 238L102 237ZM113 239H115V238H113ZM120 239H121V238H120ZM125 239H126V238H125ZM240 239H241V237H240ZM38 240H39V239H38ZM47 240H49V239H47ZM102 240H100V241H102ZM108 240H110V239H108ZM121 240H122V239H121ZM236 240H237V237H236ZM236 240H235V242H236ZM5 241H7V240H5ZM5 241L2 240L1 242H5ZM49 241H50V240H49ZM51 241H52V240H51ZM51 241H50V242H51ZM56 241H57V239H56ZM58 241H60V240L58 239ZM69 241H70V240H69ZM105 241H106V239H105ZM105 241L103 240V242H105ZM115 241H116V240H113V241H112V243H113L112 245H113V246H114V242H115ZM124 241H125V240H124ZM149 241H150V242H149ZM237 241H238V240H237ZM42 242L45 243V241H42ZM74 242H73V243H74ZM109 242H111V241H109ZM142 242H143V241H142ZM44 243H42V244H44ZM51 243H54V238H53V242H51ZM51 243H49V244H51ZM55 243H57V242H55ZM67 243H68V241H67ZM101 243H102V242H101ZM133 243H134V242H133ZM133 243H132V244H133ZM8 244H9V243H8ZM45 244H46V243H45ZM62 244H64V242L61 240L60 243L58 242L57 245L62 246ZM65 244H66V243H65ZM65 244H64V246H65ZM103 244H104V243H103ZM121 244L123 245V243H121ZM138 244H139V243H138ZM171 244H172V243H171ZM243 244H244V243H243ZM53 245H54V244H53ZM55 245H56V244H55ZM57 245H56V247H57ZM66 245H67V244H66ZM74 245H75V244H74ZM91 245H92V246H91ZM106 245H108V244L106 243ZM173 245H174V244H173ZM230 245H231V244H230ZM6 246H7V245H6ZM44 246L46 247V245H44ZM44 246H41V247H44ZM49 246H52V245H49ZM49 246H47V248H49ZM71 246H72V245H71ZM71 246H70V247H71ZM125 246H126V245H125ZM132 246H133V245H132ZM67 247H68V246H67ZM70 247H69V248H70ZM104 247H105V246H104ZM115 247H116V246H115ZM144 247H145V246H144ZM152 247H151V248H152ZM158 247H159V246H158ZM173 247H174V246H173ZM173 247H172V248H173ZM39 248H40V247H39ZM51 248L54 249L55 247H51ZM71 248L73 249V247H71ZM107 248H108V246H107ZM107 248H106V249H107ZM53 249H52L51 251H50V249H45V251L48 250V251L44 252V254H43V255H44V258H45V263H46V264H69V263H71V264H77V262H78L79 264H84V263H85V262H84V263H80V262L78 261V259H79V260L81 259L80 255H79V257H77V256H78V253H76L77 256H72V255H70L68 252L62 250L61 248H57V249L55 248L54 250H53ZM63 249H64V247H63ZM76 249H78V248H76ZM85 249H86V251H85ZM108 249H109V248H108ZM126 249H127V248H126ZM128 249H129V248H128ZM179 249H180V248H179ZM40 250H41V249H40ZM168 250H169V249H168ZM37 251H38V250H37ZM41 251H42V250H41ZM76 251H77V250H76ZM78 251H79V250H78ZM114 251H115V250H114ZM123 251H124V250H123ZM128 251H129V250H128ZM263 251H264V250H263ZM263 251H262V252H263ZM38 252H39V251H38ZM107 252H108V255H109V253H112V252H109V251H107ZM124 252H125V251H124ZM155 252H156V251H155ZM173 252H174V251H173ZM180 252H181V250H180ZM41 253H42V252H41ZM115 253H117V252L115 251ZM118 253H119V251H118ZM123 254H124V253H123ZM128 254H129V253H128ZM166 254H167V253H166ZM179 254H180V253H179ZM35 255H38V253L35 254ZM108 255H107V256H108ZM145 255H146V254H145ZM172 255H173V254H172ZM71 256H72V258H73V257H74V258L76 257V259L78 258L77 261L73 258L75 261L71 260L72 262L69 261V263H68V262L66 261V259L71 258ZM111 256L113 257V255H111ZM131 256H132V255H131ZM40 257H41V255H40ZM104 257H105V256H104ZM44 258H43V260H44ZM110 258H111V257H110ZM154 258H155V257H154ZM156 258H157V256H156ZM156 258H155V259H156ZM1 259H2V258H1ZM40 259H41V258H40ZM107 259H108V257H107ZM111 259H112V258H111ZM116 259H117L116 257L113 258V260H115V261H116ZM138 259H139V258H138ZM155 259H154V260H155ZM38 260H39V259H38ZM43 260H41V261H43ZM102 260H103V259H102ZM105 260H106V259H105ZM105 260H104V261H105ZM108 260H110V259H108ZM0 261H1V260H0ZM33 261H34V259H33ZM86 261H87V260H86ZM120 261H121V260H120ZM120 261L118 260V262H120ZM6 262H7V261H5V262L3 261L2 263H6ZM8 262H9V261H8ZM31 262H32V261H31ZM37 262H38V261H37ZM81 262H82V261H81ZM107 262H108V264H109V261H107ZM107 262H106V263H107ZM110 262H111V261H110ZM154 262H155V261H154ZM206 262H207V261H206ZM13 263H14V262H13ZM104 263H105V262H104ZM106 263H105V264H106ZM113 263H114V261H113ZM120 263H121V262H120ZM130 263H132L131 260H130V262H129L128 264H130ZM134 263H135V262H134ZM0 264H1V263H0ZM6 264H8V263H6ZM9 264H11V263H9ZM41 264H42V262H41ZM86 264H88V262H87ZM92 264H93V263H92ZM110 264H111V263H110ZM116 264H117V263H116ZM123 264H124V263H123ZM174 264H175V263H174ZM261 264H264V256H263V262H262Z\"/></svg>",
	"mask_w": 264,
	"mask_h": 264
}]
</instances>
